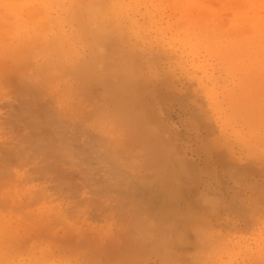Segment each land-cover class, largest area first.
I'll list each match as a JSON object with an SVG mask.
<instances>
[{"label": "rangeland", "instance_id": "obj_1", "mask_svg": "<svg viewBox=\"0 0 264 264\" xmlns=\"http://www.w3.org/2000/svg\"><path fill=\"white\" fill-rule=\"evenodd\" d=\"M86 4L87 5L91 4V6L90 5L87 6ZM101 7L105 11L108 10L109 12L102 11L103 12L102 13L100 9ZM91 13H93V15ZM99 14H101V16ZM261 16L263 17L262 19H264V0H0V123L2 124L0 125V144H2L0 145V153L7 154L8 156L7 155L5 156H7L8 157L7 159L10 160L9 162L10 166L8 167H6L8 164L7 165L4 164L7 163L6 161L3 160L4 165L2 164V162H0L1 163L0 164V249H1L0 259H2L0 260V263L34 264L35 262L36 264H84V263L85 264L87 263L88 264H166L164 263L165 257L167 260H169L170 255L165 254L167 256L164 255L163 257L162 253L167 252L168 250L171 256L172 254L175 256L176 254L171 253V250L173 248V250L175 251L172 250V252L178 254V252H176V248L178 246L177 251L182 249V251L184 250L183 252L185 253L189 252V254L187 253L186 255L189 257L186 258L185 256V260L188 261L189 263L188 262L185 263L179 258V254L182 253V255L180 256L181 257L183 256V260H184L183 252H179L178 258L180 259V263L182 261L181 264H192V263L193 264H252V262L253 264H258V263L264 264V255H263L264 254V106H263L264 95L260 94V92L264 94L263 90L260 91V87H263L264 89V86H262L264 84V38H263L264 27H262V24L260 22L263 23L264 20L261 19ZM258 17L261 19V21L259 20ZM97 18L98 19L100 18L101 20L99 21ZM90 19L93 21H91ZM109 19L110 21H108ZM213 22H215V24ZM257 22L261 25H259ZM219 23L224 24L225 27L220 26V28L223 29V31L222 30L221 31L222 33L228 35L229 37L223 35L224 36L223 38L218 39V36H216L217 40L214 42V38L212 39V37L214 36L211 37V35L213 33H214L213 35H215L216 29L218 32V28L215 25L216 24L218 25ZM256 23L259 26L256 25ZM104 24L106 25L109 24L111 26H105ZM212 25L215 27L213 28ZM201 30H203L202 31L203 34H200L201 32L199 31ZM197 33H199L200 36ZM209 33L211 35H209ZM242 33L243 35H245L244 37ZM105 36L107 37L106 39L108 40V43L106 44H108L109 48H107V46L104 45L105 43H103V40H105V38L102 40V42H100L101 37H105ZM109 36H111V38L114 36L113 40L111 39L113 43L112 41H110ZM206 36H209L207 37L208 40H206ZM219 36H221V34ZM118 39H120V41ZM223 39H225V41ZM43 40H44L43 42L44 45L42 44ZM210 41L212 42L211 45L213 46L215 45L214 43L217 42L214 48L211 45L209 46ZM115 42L117 43L115 44ZM200 42H203L204 44ZM51 43L52 45L54 44L55 50L51 46ZM40 44H42L43 48L41 47ZM203 45H205L206 47H204ZM210 47H212V49ZM226 47L229 48V50ZM102 48H104V50ZM110 48L111 50H109ZM31 49H33V51L36 52L35 53H33V51L31 52ZM105 49H107V51L109 50L108 51L109 53L112 51L111 54L106 52ZM245 50L247 51L245 52ZM113 51H116L118 53L116 54ZM37 52H42V53H37ZM105 52L107 55H105ZM102 53L104 54V57L102 56ZM128 53L130 54L128 55ZM60 54L64 58L62 60V63L64 61H65L64 64L66 63L65 67L62 65V63L59 62V59L60 60L62 59ZM98 55H100L101 57H99ZM91 58L94 59V61L91 60ZM102 59L104 61H102ZM248 59H250L251 62H249ZM109 60L116 63V65L117 64L121 65L120 63H124L122 64L125 65L124 68L122 67L123 70L127 68L126 64L128 68L130 66L131 70L129 73L132 74V76L128 73V70H125L127 74H129L126 83H128L127 81L131 82L133 84V85L131 84L133 86L132 89L127 87L130 84H126L125 82L122 83L121 80L116 79L117 77L114 79V77L110 75L111 76L110 78H113L114 81L116 80L121 81L123 86L126 85L125 88L130 89V91L128 90L130 94H132L131 92L133 90L134 92H137L139 94L138 95L136 93H133L134 95L135 94L138 95L137 98L139 99V101L136 98L134 99L133 94H132L133 96L131 95L133 98L130 97L136 100L137 106L134 105L135 101L131 100L132 101L131 104L134 105L133 108L135 110L131 108L132 106L127 104L128 103L127 99H130L128 98L130 94H128L129 96L125 95L127 89L124 91L122 90L124 94L120 92L122 94L121 96V94L117 92L114 93L116 91V88L113 89L114 87H116L115 83L110 81L111 83L114 84L113 85L114 87L110 86L109 85L110 83L109 84L106 83V81L109 82L106 79L107 76L105 77V81H103L104 76L107 74L106 72L107 70L105 68L109 69V67L112 66L107 65L108 66L107 67L105 64V66L102 67L100 66L99 68V63L101 62L100 64L104 65V63L111 62ZM130 61H132L133 63ZM102 62L104 63L102 64ZM76 63H79L80 66H77ZM132 64L135 65V67H133L134 68L133 70H132ZM42 65L45 67V69ZM58 65H60V67L63 66L62 67L63 69L57 67ZM67 65H69V67ZM48 66L51 71H49V69H46ZM76 67L78 68L76 69ZM250 67L253 68L249 69ZM102 68L103 71L105 69V72L99 71V70L102 71ZM118 68L121 67L118 66ZM118 68L114 70H118ZM68 69L70 71H67ZM75 70L76 72H73ZM111 70L113 69L111 68ZM94 71L97 72L95 73ZM98 71L100 72V74ZM93 72L96 74V76H98L97 74L101 75L103 73L101 75L103 77V78L101 77L103 79L102 81L105 82L106 85H109L111 88L113 87L112 89L114 92H112L111 95L114 97L109 95L112 89L110 88L111 89L110 91L108 86V90L110 92L108 90L107 91L109 92L108 95L110 96V98L112 97L117 99L119 97L120 98L122 97L121 100L122 99L124 100L125 97L123 95H125L127 97L126 98L127 103L126 102L122 103V101H120L119 102L120 105L116 110L115 106H113L116 105L115 103L116 101L112 98L111 100L109 96L105 95V93L107 94L105 89L106 88L105 84L101 82L100 79H98L99 77L95 78V76H93L94 74ZM110 72L112 71L109 70L108 73ZM91 73L93 77L91 76ZM136 73L137 75L140 74L139 80H141V82L139 81L140 82L139 84H141L143 81L142 83L143 85H141V87L139 84H137L139 85L137 86L135 83L136 82L135 80L138 79V77L135 78L133 74L136 75ZM258 74L261 78L258 76ZM1 76L4 78H2ZM31 78L32 79L34 78L33 81ZM130 78L132 79L135 78V80L130 81L131 80ZM25 79L26 81H28L27 83H25L26 82ZM39 79H41L40 82L37 81ZM20 83L22 84L20 85ZM118 85L119 82L117 86ZM121 85H119V87ZM135 86L142 89L136 91L137 88H135ZM255 89H257V92L258 91L259 92L257 93ZM41 90L45 91L43 92L44 94L42 93ZM32 93L35 94V95L33 94L34 100ZM250 93L251 96H249ZM254 93L259 95L257 96ZM243 96L246 100L242 98ZM48 97L49 99L50 97L51 99L53 97L52 100L50 99V101L52 102L51 104L52 108H50L49 106L45 107L50 102L48 100ZM103 97L109 98L107 99L108 101ZM250 97L254 99L251 105V108L253 110L250 108V105H248L250 104L251 101ZM21 98L23 99V101ZM140 98H144L145 102L142 103L143 100H141ZM257 98H259L258 104L256 103ZM28 100L31 103L29 102L27 103ZM41 101L43 102L42 104L45 107V109L47 108L48 112L44 110L43 106L40 105ZM111 103L114 104L111 105ZM125 103L126 105H128L126 107L132 109L131 111L135 117L136 116L138 118H140L139 116L142 117V119H140L141 121H136V120L133 121L134 124L135 122H137V124L138 122L139 124H141L140 125L141 127L139 125H136L137 127L134 125L136 128L139 129L134 128L132 125V121L130 122L128 120L129 119L128 117L130 115H131L130 119L132 118L131 120H134L135 117L132 115V113L131 114L129 113L130 114L129 116L127 114L126 116H124L125 114L123 115L122 112H125L124 111L125 108L124 106H121V104H125ZM139 103L141 104L140 106H142V108H139ZM259 103L262 104V107L260 106ZM32 105L34 106L32 107ZM101 105L103 106L105 105V106L103 107ZM234 105H237V107L234 108L233 107ZM19 106L24 110L23 109L20 110ZM38 106L40 107L38 108ZM55 106L57 107L58 112L55 109L56 108ZM108 106L109 108H107ZM27 107L28 110L26 112L28 113V115L25 114L26 113L25 110L27 109ZM113 108L115 109L114 111L111 110ZM242 108L244 109L248 108V110L243 111ZM67 109H69V112L67 111ZM30 110L33 113L29 112ZM51 110H53V112H56V115H54V113L51 112ZM236 110L239 115H237ZM41 111L42 113L44 112L43 115ZM61 111L64 115L60 113ZM101 111H103L104 115H101L102 114ZM106 111L107 113H109V115L112 113L114 116L112 117L107 115ZM115 111L116 113L119 114H115ZM135 112L137 113V115H135L136 114ZM58 113L60 114V116H57ZM19 114H21L22 116ZM29 114H31L32 116L35 114L34 115L35 117L33 116V119L37 117L40 120L38 121V123L40 122V124L35 122L38 120L37 118L35 119V121L32 120L36 124L34 123L32 124L31 122L32 118ZM61 114L63 115V117H61ZM120 114L123 119L120 117ZM44 115L46 116L44 117ZM49 115L51 117V121L53 120V118L56 117V119L60 120L59 123H61L62 126L68 125V127L70 128V130L68 131L71 133L69 134L72 137L71 139H73L71 140L73 142L72 143L70 142V144H72L71 149L73 148L74 152L77 151L75 152L76 154L72 152L73 150L72 151L70 150L71 154L67 153L69 152V149L66 148V150H64L65 147L63 146V144L66 143L68 146H71L70 144H68V142L64 141L65 142L64 143L62 140H58L60 145L56 143L57 142L56 139H65L66 137L68 138L69 135L66 134L67 136H65L64 134V135H60L59 136L60 138H57L58 134H56V132L58 131L59 133V130L56 127L58 126L59 123L56 124L57 125L55 127L56 132L54 134L53 129L55 128L53 126H52L53 129L51 127H48L49 125H51L47 122V120L50 118ZM24 116H26L27 118L21 121L18 120V118L22 119V117ZM96 116H99L100 118L98 117L99 118L98 119L96 118ZM117 116H119L120 119H122L121 124L118 122L119 120L117 119L118 118ZM144 117L147 121H144L143 119ZM8 118L11 119L9 120ZM64 118L66 122L64 121ZM101 118L106 120L103 121ZM125 118L126 121L128 120L126 124H124ZM27 119H29L30 121ZM97 119L99 120V122H97ZM8 120L10 121L11 124L8 122ZM26 120L29 122V124H31L29 125V127L27 125L28 123L26 124L24 122ZM94 120L98 124L103 121L101 125L103 124L105 125L103 126L104 129L106 128L105 131L107 133L110 132L111 129L115 128L113 129L115 132L111 131L109 133L110 134L109 136L106 132L101 131L104 132L105 134L102 136L104 138L106 135L108 137L111 136L110 139L107 138L109 140L107 141V143L110 142L111 138L112 140L113 139L116 140V143L113 142L114 140L113 141L111 140L115 145L114 148L117 150L120 149L119 152L116 153L117 154L119 153L120 157L122 156L123 158H126L124 162L128 163V165L131 164V166L135 167L134 165L139 164L136 167V169L132 168L130 165L129 167H131V169L127 167V165H125L124 168V164H123V168L127 171V174L126 173H124V175L121 174L122 178L121 176L119 177L118 174L116 177L112 176V173L113 174L116 173L118 169L116 170V172L112 170L111 173V168L115 169L116 167H113L112 165L114 162L109 160L110 159L114 160V159L110 158L108 160L106 158L107 156H105V158L107 159L106 161L104 157L102 160V156L104 155V153L103 155L101 154L102 155L101 158L100 155H98L99 150L100 153H102L101 150L105 147L108 148V146L110 145L105 143L106 145L105 147L102 146L103 147L102 149L98 146L102 142L100 140L102 139L105 140V139L102 136H101L102 138L99 137L100 139H97V137H95L96 133L95 134L92 133L93 130L92 126L95 125L93 124L95 122ZM111 120L118 122L117 123L118 127L117 126L115 127L116 122L112 123ZM243 120H245V123ZM12 121L16 123H13ZM68 121H70L71 123ZM78 121H81L80 123L81 124L83 123L84 125L87 123L86 125L87 128L90 127V131H86L87 132L86 135L85 133H83L85 129L87 130V128H85L86 126L82 125L83 127L82 126L81 128L79 127L80 130H83V132L79 131L78 130L79 128L77 129L76 127H73L74 125L76 126L78 124H79L78 126H80V123H78ZM109 121L112 124H114V126L111 125L112 128L108 127ZM67 122L70 124H68ZM143 122L145 123L143 124ZM146 122L147 125L148 124L150 125V127L148 125L150 131L153 130L152 127L154 128V130L155 129L157 130V131L155 130V132L153 131L155 133L153 134V136H151L150 134L152 133L149 132L150 135L149 138H151L150 140H152V137H154L155 135L153 141L156 138H158L159 142L162 144L161 145L157 141L159 146L157 145L156 146L160 147L161 145L163 148L165 147V150H168L169 152L165 150L163 151H165L166 154L169 153L167 154L168 156L162 154L161 157L160 154L154 151V149L157 150L159 149V148H154L153 146V143L154 144L157 143L152 141L151 144L152 146L149 144H145L147 140L149 143H151L148 138L149 135L147 136L146 134H143L144 132L146 133V131L148 130L145 126ZM72 123L75 124L72 126ZM127 123L128 124L131 123V127L133 128L132 130H135L136 133H138L136 130H138L140 133L141 131L145 130L142 128L144 126H145L144 128H146V131L142 132L141 134L139 133V135L138 134L135 135L133 134L134 132L130 130L131 128H129V125H127ZM12 124L15 126H13ZM32 125H34L33 128ZM101 125L99 126L95 125L99 127L97 129L99 135L101 134L100 131L98 130L103 129ZM121 125L124 127L121 128L120 127ZM14 128H16V130ZM120 128L122 131H120ZM140 128L143 130H140ZM32 129L34 130L35 133L38 134L35 135V133L32 132ZM124 129H126L127 132L129 131L128 133L130 132L132 133L128 134ZM8 130L11 132H8ZM63 130L64 127H62V131ZM5 131L8 133H6ZM49 132L51 134H49ZM90 132L91 135H93L92 137H95L94 138L95 140L93 139L94 141L96 142L98 140L100 141V142L98 141L99 142L98 145L95 144L96 145L95 146L94 145L95 142L87 143V140H90L89 138L92 139L90 134H88ZM63 133H65V131H63ZM30 134L33 135L30 136ZM124 134L125 136L123 138ZM127 134L129 137H127ZM48 135H52L53 139L55 138L56 142L53 141L54 147L58 146L57 148H59L61 146L60 141H62L63 142L62 146L64 147L63 150L65 152L67 151L66 154L68 155L70 154L71 156L65 154L63 156V158L65 159H63L62 157H58L59 155H61V152L59 154L57 152L58 151L57 149H56L57 151L55 150L56 151L55 152L54 149L51 148L52 144L46 145L47 147H50L49 145H51L50 148L52 150L50 151L46 150L48 148H46L45 146L44 147L45 149L43 148L42 149L48 152H44L41 149H39L42 152L39 153L40 151H38L37 149L41 148L42 145H45L43 144V142L46 143L45 141L49 138ZM137 135L139 136L138 138H141L139 139L140 142L137 138ZM144 135H146L148 139L147 138L144 139L145 137ZM29 136L30 137L33 136V140L31 139V141L33 142L34 139L38 141L37 139H39L40 137L36 139L37 136H41L43 140V142L40 143L41 146L38 147L39 146L38 143V146L36 147L35 145L37 144L36 142H34L35 145L32 143L31 144L34 145L36 149L31 148V146L30 148L32 150L33 149L37 150L38 152L33 150L34 152H36V154L39 153V154H43L44 156L46 155V153L49 154V152L53 151L49 155L51 157L49 158L48 155H46L45 157L42 155L39 156L37 154L34 156L36 157L35 159L34 157H32L34 155V152H32L33 154L30 153L32 151L31 149H30L31 151L26 152L27 149L25 150L24 149L25 147L23 148V146L26 145L25 142L30 138ZM43 136L45 137L47 136L48 138L43 139ZM142 136L144 137L142 138ZM24 137L26 138V140L24 139ZM75 137H77V139ZM125 137L127 139H125ZM115 138H117L118 140ZM128 138L131 140H129ZM68 139H70V137ZM80 139L83 141L80 142L79 141ZM42 140L40 138L39 141ZM127 140H129V142ZM141 140L143 141L146 140L144 142V145L145 146L149 145L148 146L150 147L149 149L153 147V151L157 153L158 156L161 157L162 161L165 160L164 161L165 163L158 161L160 164L154 163L157 166L155 168V165L154 166L152 165V161L151 162L148 161L150 158L148 154L150 153L152 154L151 152L152 150H148L147 152L148 148L145 147L146 149L145 152L144 148L142 147L143 141L141 143ZM49 141L50 139L47 140V142ZM77 141L78 143H76ZM29 142L27 141L26 148L28 147ZM50 142H52V139ZM137 142L139 143L137 144ZM79 143L81 146L79 145ZM90 143H92L93 145V146L91 145L92 147L95 146L94 148L97 147L100 148L99 150L96 151L98 152L97 156L100 159L95 157L94 154L91 155L90 151H92V148L90 146ZM87 144H89L88 147L84 146ZM133 145H135L136 148ZM118 146L119 147L121 146L124 149V151L122 152V148L121 147L119 148ZM80 147L82 150L81 152L78 149ZM107 148L105 149L106 150L105 152H108ZM23 149H24V153L26 152L32 155L29 156L30 158H28L27 161L26 159L24 160L23 157H25V155L22 152H20V154L24 156L20 158V154H19L20 160L17 158L18 155L16 156V154ZM17 150L19 151L17 152ZM88 150L90 153L87 152ZM60 151H62V149H60ZM93 151L95 152L94 149ZM83 152L84 153L87 152L88 154L87 153L84 154ZM110 152L111 154L113 153V155L116 156L115 152H113L112 150ZM54 153H56V155ZM77 153H79L80 156ZM121 153L123 154L121 155ZM142 153L144 155L148 153L146 155L147 157L145 156L146 160L143 157L144 155ZM81 154H83L84 156ZM73 155L75 156L78 155V156L74 157ZM90 155L92 157H90ZM166 156L169 158V160L165 159ZM69 157L71 159L73 157L74 158L73 160H76L75 162L77 164L72 163V160ZM84 157H86L89 162L87 161L86 158L84 159ZM120 157L116 158V160L119 159L122 162L121 159L123 158ZM38 158L39 159L41 158L40 159L41 161H39ZM130 158H132L135 162H130L131 161ZM142 158L144 160H142ZM127 159L130 160L129 161L130 163L128 162ZM156 159L159 160V157H157V155L155 160ZM42 160H46V162ZM58 160L64 162V165L66 167L62 165L63 163L62 162L60 163ZM56 161L58 162V165L56 164ZM142 161H146V163ZM37 162H38V166L36 164ZM40 162H42V164L43 163L45 164L42 165L40 164ZM108 162H112L111 165ZM118 162L116 163L118 164ZM65 163L68 164V166ZM97 163H101V164H97ZM102 163H104L105 165L108 164V166L106 165L105 167V165ZM147 163L151 165L148 166ZM142 164L144 166H142ZM50 165L52 169H54L53 165L54 167L56 166L57 167L59 166L60 168L62 167L68 173L66 171H63L62 168L60 169L58 167L59 171L60 172L62 171V173L60 174V172L58 173L57 168L51 170ZM162 165L164 166V169L162 168ZM1 166H3L4 170L2 169ZM73 166L74 168L78 166L77 168H79L80 170L82 167L84 169L88 167V169L93 173L91 174L88 169L86 171V169L83 170L82 168V174H81L79 172L80 170L77 168L73 169L72 168ZM166 166L169 168H167ZM120 168L122 170L121 165ZM178 168H180V170ZM44 169L46 172L44 171ZM107 169H109L110 171ZM2 171L4 173H2ZM179 171L181 173H177ZM5 172H7V174ZM131 172H132V176L134 177V181L132 180L133 178L131 179L129 177L131 175ZM156 172H157V176H154ZM163 172H165L164 175L166 176L170 175L169 177L174 180V183L173 180L168 179L169 177L166 178L164 175L162 176ZM66 173L68 174V176ZM84 174H86V176ZM95 174L96 177L94 176ZM1 175L3 178L1 177ZM58 175H61L62 178L59 177ZM125 175L126 176L128 175L129 179ZM134 175L135 176L139 175V177H137L138 179L135 178ZM54 177L56 180L53 179ZM85 177L88 180L84 179ZM90 177L94 181H92ZM105 177L106 179L107 178L109 179L106 180ZM154 177L156 178L154 179ZM161 177H163L164 179L163 178L161 179ZM125 178H127L129 181L126 179L124 182ZM50 179L51 180L53 179V181H51ZM121 179H123V182H121ZM167 179L170 181L169 182L170 184L172 185L174 184V185L171 186L170 184H168ZM108 180L112 182L110 183ZM115 180L117 182H115ZM153 180L156 182H153ZM162 180H167V182L165 181L166 185L165 182H163ZM101 181H103V183ZM113 181L115 184L116 183L119 184L117 186L118 189L121 191L123 189L122 183H126V181L128 183L132 181V183L130 182V185L126 184L127 186H129L127 187L129 189L134 186H138L136 187L137 189H135L134 187V189L136 190L134 194L137 195L134 198L135 200L132 199L133 198L132 196L134 194L130 193L132 191L131 189L130 192L124 189L125 193L128 192L129 194L132 195L129 196L126 193V195L129 196L130 199L129 200L126 199L128 198V196L126 197L123 191L122 192L125 196L121 194V192L117 190V188L114 189L115 185H113L114 184ZM143 181H145V183ZM160 181H162V183L164 184H161ZM106 182L108 185L106 184ZM61 183L63 184V186ZM133 183H135L136 185ZM104 184L105 187L107 185V188L109 190L107 188L105 190L108 192L103 191L101 189V188L104 189ZM159 184L161 186L163 185L162 189L163 190L165 189L164 191L160 188L161 186ZM178 184L180 185V187ZM68 185L72 187H69ZM44 187L45 189H43ZM59 187L62 188V190ZM170 187L172 188V190L176 188L173 190L176 192L175 195L173 194L174 193L173 191L169 190ZM97 188L98 190H96ZM179 188L183 190H180ZM52 189H55V193H53ZM97 191L100 192L102 195L100 193H97ZM116 191H119L120 193L117 192V194L115 195ZM156 191L163 193V196L161 194L162 198L160 197L159 193H157L158 198L157 197L154 198L155 196H157L155 194ZM168 191H170V193ZM181 192L182 193L184 192V194H182ZM171 193L175 198L173 196H172L173 198H171L172 195ZM168 194H171L170 195L171 201L172 199L176 200V202L173 200V202L175 203V204L173 203L174 206L172 205V202H169L170 201L169 198H166V196L169 197ZM179 195L181 198L179 197ZM115 196H117L116 199L118 200L115 199ZM136 197L138 198L136 199ZM84 198L85 200L83 201ZM150 199L154 201L157 199L154 203L158 204L159 202L158 204L159 206L161 204H162L161 206L166 204L167 206L165 205L164 206L170 208V205L168 203H163L165 200H169L168 202L171 203L173 208L177 206L178 207L177 209H174L175 212L173 211V208H171L173 212L169 210L168 213L167 209L166 210L164 209L165 207L163 208V207H159L158 205L157 206L153 205V202L150 201ZM122 200L126 202L123 203ZM127 200H129L130 202L127 203ZM193 201L197 202L196 205L192 203ZM99 202H101V204ZM76 203L80 206H78ZM138 203L142 207L145 206L146 207L142 208L140 205L139 206L137 205ZM83 204L85 206L81 207V205ZM193 204L195 207L197 206L196 208L194 207L195 211L190 210V208L192 209ZM98 205L102 207H99ZM131 205L133 206L131 207ZM70 206L73 209H76L77 207L78 209L79 208L81 209H79L78 211L72 210ZM115 206L116 207L119 206L123 208L117 207L116 209ZM134 206H136L138 210H136ZM198 206L201 207L199 208ZM130 209L135 213L134 212L132 213ZM148 210H151L152 212ZM208 210L210 212H208ZM196 211L198 213H196ZM206 211L209 214V216L206 213ZM108 212L110 214H108ZM137 212H139L142 215L139 216ZM158 212L160 215L159 218L156 215V213ZM120 213L123 214L122 217ZM127 213L130 215H128ZM151 213H153L154 215L153 214L151 215ZM170 213H172V215ZM107 214L109 215V218L108 216H106ZM58 215L59 216L61 215L62 217L60 216L58 218ZM95 216L97 219L95 218ZM100 216L103 217L101 218ZM54 217L58 219L55 220ZM155 217H157L158 219L161 218L162 221L156 220ZM98 218L100 222L98 221ZM129 219L131 222L129 221ZM169 220L173 221V223L167 222ZM186 220H188L191 223L195 221L197 224L193 222L194 224L190 225L188 224L189 222ZM198 220H200V223ZM132 221L134 224H136L134 225L135 227L132 226L131 224ZM148 221L149 223H151L152 227L151 225H147ZM154 221H157L158 223ZM174 222L177 223L174 224ZM205 222L206 224L208 223L209 225L207 226ZM163 224H167L166 226L168 227L162 228V226H164ZM170 224L175 229L181 227L180 225L186 226V227H181L183 231H181L180 228L177 229L178 235L180 234V236H182V237L180 236L177 237V235H175L177 237V239L175 240L177 241L178 244L175 243L176 241L174 242V238L176 237L175 236L172 237L171 232L174 229L172 230L173 227ZM184 224H188L190 225V227ZM200 224L202 225L203 228L200 227L201 226ZM141 225L143 227H141ZM213 226H215V228ZM68 227L70 228L68 229ZM71 228L74 230H72ZM156 228L157 231H154L156 230ZM164 228L167 230H165ZM201 228L203 229V233ZM163 229L165 231H163ZM197 229H199L201 233H198ZM187 230L192 232H189ZM179 231L182 232L183 234H181ZM195 231H197V233ZM206 231L208 234L206 233ZM138 232L141 233L142 237L145 236V233L147 232L146 235L147 237L140 239L139 238L140 235H138L140 233ZM74 233L76 234L75 236ZM194 234L198 235V237L197 236L194 237ZM199 234H202L201 238ZM203 234L208 236L206 237ZM154 235L156 238L154 237ZM184 236H187L188 239L187 237ZM59 237L62 240H60ZM196 237L201 242L200 243L201 246L199 248L197 244L194 245L196 241L199 245V241L198 239H196ZM78 238L80 239V241ZM145 238L146 240H144ZM178 238L181 239V242L180 239ZM84 239L86 240L84 241ZM154 239L155 240L157 239L156 242ZM160 239L161 242L159 241ZM163 239L165 241H168L166 239H170L167 243H170L171 241L172 243L174 242V244L171 245L175 246L176 244V246L175 247L173 246L172 248L168 246L167 249L166 245L168 244L164 242ZM80 242L87 243L86 246L94 245L95 248H93L94 246L83 247V245L85 244L81 243L83 245H80L79 244ZM203 243L206 244L208 243V245ZM156 244H159V246ZM148 245L152 247V249H154L155 251L149 248ZM154 245H156V247H154ZM180 245L182 246L184 245V246L182 247ZM104 246L105 248L99 249ZM106 247L110 248V250L109 249L108 250L111 253L112 251L113 252L115 251V254L117 253V255H115L116 257L113 256L114 253L111 254L108 252V250L107 251L104 250L107 249ZM140 247L141 249L139 251ZM164 247H165V251H163ZM197 248L199 249L198 250L199 252L196 250ZM124 249H127L125 250L127 252L131 251L132 254L129 253L127 254V252L123 251ZM7 251L9 252L8 254ZM141 256L143 259H141ZM257 256L261 258H257ZM162 257L164 258V260L162 259ZM129 258L130 259L132 258L131 261L134 258L133 262H131ZM253 258L256 260H254ZM255 261L257 262L255 263Z\"/></svg>", "mask_w": 264, "mask_h": 264}, {"label": "bare ground", "instance_id": "obj_2", "mask_svg": "<svg viewBox=\"0 0 264 264\" xmlns=\"http://www.w3.org/2000/svg\"><path fill=\"white\" fill-rule=\"evenodd\" d=\"M6 4H7V3H6ZM97 4H98V2H97ZM86 5H87V4H86ZM89 5L91 6V4H89ZM89 5H87V6H89ZM93 5H94V4H93ZM95 5H96V3H95ZM14 6H15V4H14ZM16 7H17V5H16ZM90 8H92V7H90ZM95 9H96V8H95ZM100 9H101V12H102V11H105L102 7H101ZM105 9H106V8H105ZM81 10H83V9H81ZM78 12H79V11H78ZM92 12H93V10H92ZM105 12H109V11L106 10ZM102 13H103V12H102ZM91 14L93 15V13H91ZM105 14H106V13H105ZM99 15L101 16V14H99ZM94 17H95V16H94ZM107 17H108V16H107ZM107 17H106V18H107ZM112 17H113V16H112ZM100 18H101V17H100ZM100 18H99V19L97 18V19L100 21V20H101ZM110 18H111V17H110ZM258 18H259V17H258ZM262 18H263V17L261 16V19H262ZM261 19L259 18L260 21H261ZM90 20H91V19H90ZM103 20H104V19H103ZM259 20H258V21H259ZM262 20H264V19H262ZM91 21H93V20H91ZM108 21H110V19H109ZM108 21H107V22H108ZM260 21H259V22H260ZM93 23H94V22H93ZM108 23H109V22H108ZM111 23H112V22H111ZM213 23L215 24V22H213ZM257 23H258V22H257ZM257 23H256V25L259 24V23H258V24H257ZM260 23L262 24V27H264V24H263L264 21H263V23H262V22H260ZM99 24H101V23H99ZM219 24H220V25H219ZM219 24H218L219 26H218L217 24H216L215 26L218 28V32H219V33L221 32V33H220L221 36H219L220 34L217 32V29H216L215 35H213L214 33H213L212 35L209 33V35H211V37L214 36V37H212V39L214 38V42L217 40L216 36H218V39L223 38L224 36H228V35L222 33L223 29L220 28V26H224V24H222V23H219ZM221 24H222V25H221ZM261 24H259V25H261ZM104 25H105V26H111V25H109V24H107V25L104 24ZM256 25H255V26H256ZM259 25H258V26H259ZM212 26H213V25H212ZM215 26H213V28H214ZM224 27H225V26H224ZM226 27H227V26H226ZM262 27H261V28H262ZM112 28H113V26H112ZM261 28H260V29H261ZM97 29H98V28H97ZM200 29H201V28H200ZM224 29H225V28H224ZM106 30H107V29H106ZM219 30H220V31H219ZM221 30H222V31H221ZM193 31H194V30H193ZM202 31H203V30L199 31V32H201L200 34H203ZM224 31H225V30H224ZM230 31H231V30H230ZM102 32H103V31H102ZM112 32H113V31H112ZM227 32H228V31H227ZM97 33H98V32H97ZM109 33H110V31H109ZM240 33H241V32H240ZM106 34H108V33H106ZM197 34L199 35V33H197ZM218 34H219V35H218ZM98 35H99V34H98ZM109 35H110V34H109ZM111 35H112V34H111ZM207 35H208V34H207ZM223 35H224V36H223ZM231 35H233V34H231ZM242 35H243V33H242ZM100 36H101V35H100ZM100 36H99V37H100ZM123 36H124V35H123ZM199 36H200V35H199ZM202 36H203V35H202ZM238 36H239V35H238ZM244 36H245V35H243V37H244ZM109 37H110V41H112L114 36H113L112 38H111V36H109ZM207 37H209V36H206V40H208ZM228 37H229V36H228ZM241 37H242V36H241ZM104 38H105V40H103ZM106 38H107L106 36H105V37H101V39H100L101 41H100V42H102V40H103V43H105L104 45L107 46V48H109V47H108V44H106V43H108V40H107ZM115 38H116V36H115ZM121 38H123V37H121ZM204 38H205V36H204ZM204 38H203V39H204ZM263 38H264V37H263ZM111 39H112V40H111ZM212 39H211V40H212ZM227 39H228V38H227ZM244 39H245V38H244ZM44 40H45V39H44ZM44 40L42 41V44H43ZM118 40L120 41V39H118ZM199 40H200V39H199ZM223 40L225 41V39H223ZM262 40H263V39H262ZM97 41H98V40H97ZM115 41H116V40H115ZM201 41H203V40H201ZM45 42H46V41H45ZM214 42H213V43H214ZM49 43H50V42H49ZM52 43H53V42H52ZM52 43H51V46H52V47L54 48V50H55V46H54V44L52 45ZM54 43H56V42H54ZM110 43H111V42H110ZM110 43H109V44H110ZM112 43H113V41H112ZM116 43H117V42H115V44H116ZM121 43H122V42H121ZM200 43H203V42H200ZM216 43H217V42H216ZM216 43H214L215 45L213 46V45H211L212 42L210 41L209 46L211 45V46H213V48H214V47L216 46ZM219 43H220V42H219ZM223 43H224V42H223ZM223 43H222V44H223ZM229 43H230V42H229ZM42 44H40V45H41V47L43 48ZM96 44H97V43H96ZM122 44H123V43H122ZM122 44H121V45H122ZM203 44H204V43H203ZM206 44H207V43H206ZM227 44H228V43H227ZM227 44H226V46H227ZM253 44H254V43H253ZM43 45H44V44H43ZM111 45H113V44H111ZM231 45H232V44H231ZM234 45H235V44H234ZM51 46H49V47H51ZM56 46H58V45H56ZM122 46H123V45H122ZM203 46L206 47L205 45H203ZM228 46H229V45H228ZM236 46H237V45H236ZM38 47H40V46H38ZM59 47H60V46H59ZM112 47H113V46H112ZM223 47H224V46H223ZM257 47H258V46H257ZM60 48H61V47H60ZM60 48H58V49H60ZM122 48H124V47H122ZM207 48H208V47H207ZM207 48H206V49H207ZM210 48L212 49V47H210ZM219 48H220V47H219ZM226 48H227V47H226ZM254 48H255V46H254ZM259 48H260V46H259ZM61 49H62V48H61ZM99 49H100V48H99ZM102 49L104 50V48H102ZM220 49H221V48H220ZM227 49L229 50V48H227ZM34 50H35V49H34ZM42 50H43V49H42ZM51 50H52V49H51ZM109 50H111V48H110ZM109 50H108V51H109ZM225 50H226V49H225ZM32 51H33V49H31V52H32ZM44 51H45V50H44ZM57 51H58V50H57ZM60 51H62V50H60ZM105 51L108 52L107 49H105ZM246 51H247V50H245V52H246ZM35 52H36V51H35ZM35 52L33 51V53H35ZM100 52H101V51H100ZM106 52H105V55H107ZM111 52H112V51H111ZM111 52H110V53L108 52V53L111 54ZM113 52H115L116 54L118 53V52H116V51H113ZM226 52H227V51H226ZM37 53H42V52H37ZM61 53H62V52H61ZM103 53H104V51H103ZM103 53H102V56L104 57V54H103ZM120 53H121V52H120ZM219 53H220V52H219ZM57 54H58V52H57ZM62 54H63V53H62ZM129 54H130V53H128V55H129ZM245 54H247V53H245ZM60 55H61V54H60ZM58 56H59V55H58ZM98 56L101 57L100 55H98ZM47 57H48V56H47ZM59 57H60V56H59ZM61 58H62L61 60L58 58L60 63H62V60L64 59V58L62 57V55H61ZM66 58H67V57H66ZM106 58H108V57H106ZM49 59H51V58H49ZM95 59H96V58H95ZM104 59H105V58H104ZM120 59H121V58H120ZM239 59H240V58H239ZM239 59H238V60H239ZM246 59H247V58H246ZM91 60L94 61V59H92V58H91ZM100 60H101V58H100ZM248 60H249V62H251L250 59H248ZM49 61H50V60H49ZM55 61H56V59H55ZM102 61H104V60L102 59ZM109 61H111V60H109ZM121 61H122V60H121ZM241 61H242V60H241ZM44 62H45V61H44ZM59 62H58V64H59ZM64 62H65V61H64ZM64 62L62 63V65L65 67V64H66V63L64 64ZM66 62H67V61H66ZM111 62H112V61H111ZM111 62H109L110 64H109V63H104V62H102V64L104 63V65H101V64H100L101 62H100V63H99V68H100V66H101V67H102V66H105V64H106V66H107V65H108V66H109V65L112 66V67H109V69L105 68V69L107 70L106 72H107V74L109 75V78H110L111 76L114 77V79L117 77L116 79L121 80L122 83H123V82L126 83V80H127V78L129 77V74H130L129 72H130V70H131V69H130V66H129V68H128V66H127V64H126V67H127V68H125V70H128V73H129V74H127V72H126L125 70H123V68L125 67V65H122V64H124V63H120V62H119L121 65H119V64H117V65H118L119 67H121V68H118V66L116 65V63H114V62L111 63ZM117 62H118V61H117ZM130 62H132V61H130ZM132 63H133V62H132ZM240 63H241V62H240ZM242 63H243V62H242ZM246 64H247V62H246ZM69 65H70V64H69ZM69 65H67V66L69 67ZM76 65H77V66H80L79 63H76ZM252 65H253V64H252ZM42 66H43V65H42ZM63 66H62V67H63ZM88 66H89V65H88ZM91 66H92V65H91ZM108 66H107V67H108ZM115 66H116V68H118V70H114V69H116ZM234 66H235V65H234ZM249 66H251V65H249ZM43 67H44V66H43ZM43 67H42V69H43ZM57 67L63 69L62 67H60V65H58ZM68 67H67V68H68ZM93 67H94V66H93ZM122 67H123V68H122ZM133 67H135L134 64H132V70L134 69ZM77 68H78V67H76V69H77ZM111 68H112L114 71L111 70ZM252 68H253V67H250L249 69H252ZM24 69H25V68H24ZM40 69H41V68H40ZM44 69H45V67H44ZM46 69H49V66H48ZM71 69H72V68H71ZM81 69H83V68H81ZM87 69H88V68H87ZM105 69H104V71H103V68H102V71H101V70H99V71H100V72H105ZM258 69H259V68H258ZM261 69H262V68H261ZM109 70L112 71V72H114V73H112V72L108 73ZM119 70H120V71H119ZM36 71H37V70H36ZM36 71H35V72H36ZM46 71H47V70H46ZM49 71H51V70L49 69ZM58 71H59V70H58ZM63 71H64V70H63ZM67 71H70V70L68 69ZM77 71H78V70H77ZM99 71H98V72H99ZM38 72H39V71H38ZM61 72H62V70H61ZM73 72H76V70L73 71ZM94 72L96 73L97 71H94ZM94 72H93V73H94ZM100 72H99V74H100ZM116 72H117V75H116ZM132 72H133V71H132ZM241 72H242V71H241ZM252 72H253V71H252ZM59 73H60V72H59ZM66 73H67V72H66ZM71 73H72V72H71ZM87 73H89V72H87ZM95 73H94V74H95ZM137 73H138V71H137ZM137 73H136V75L133 74V76H134L135 78L138 77V79L135 80V78H133V79L130 78V79H131L130 81H133V80L136 81V82L134 81V82L136 83V85L139 84V83L141 82V80H139V79H140V78H139V77H140V76H139L140 74L137 75ZM139 73H140V72H139ZM1 74H2V73H1ZM26 74H27V73H26ZM32 74H34V73H32ZM94 74H93V76H95V78H96V77H99L98 79H100L101 82L105 81V77L107 76L106 79H107L109 82L106 81V83H108V84L110 83V84H109L110 86H113V85H114L113 83H115L116 87H114V86H113L114 88L112 87L113 89L116 88V91L114 92L113 89H112L109 85H106V83L103 82V83L105 84V87H106L105 89H106V92H107V94L105 93V95L109 96V95L112 94V92H114V93L117 92V93L121 94L120 92L123 93V91L127 89V90H126V91H127V92H126L127 94L125 93V95L129 96L128 94H130V92H129L130 89H128V88H131V89H132V87H133V86H132L133 84H132L131 82L127 81L128 83H126V84H130V85L132 84V85H131V87H130V85H129V86H127L128 88H125L126 85L123 86V84L121 83V81H117V80L114 81L113 78H110V79H112V80H110V79L108 78V75H107L106 73H105L106 75L104 74L105 76L103 75L104 78L101 76L103 73H102L101 75L97 74L98 76H96V74H95V75H94ZM249 74H251V73H249ZM249 74H248V75H249ZM22 75H23V73H22ZM22 75H21V76H22ZM69 75H70V74H69ZM76 75H77V73H76ZM78 75H79V74H78ZM110 75H111V76H110ZM130 75L132 76V74H130ZM254 75H255V74H254ZM31 76H34V75H31ZM42 76H43V75H42ZM91 76H92V73H91ZM93 76H92V77H93ZM258 76H259V74H258ZM1 77H2V76H1ZM36 77H37V76H36ZM39 77H40V76H39ZM43 77H44V76H43ZM46 77H48V76H46ZM46 77H45V78H46ZM75 77H77V76H75ZM85 77H86V76H85ZM101 77H102L104 80H103ZM259 77H260V76H259ZM2 78H4V77H2ZM23 78H24V77H23ZM28 78H29V77H28ZM40 78H41V77H40ZM45 78H44V79H45ZM65 78H66V77H65ZM260 78H261V77H260ZM5 79H6V78H5ZM31 79H32V78H31ZM33 79H34V78H33ZM33 79H32V81H33ZM48 79H49V78H48ZM20 80H21V79H20ZM40 80H41V79H39V80H37V81L40 82ZM83 80H84V78H83ZM93 80H94V78H93ZM102 80H103V81H102ZM4 81H5V80H4ZM25 81H26V79H25ZM42 81H43V80H42ZM75 81H76V80H75ZM110 81L113 82V83H111ZM137 81H138V83H137ZM139 81H140V82H139ZM246 81H247V79H246ZM259 81H260V80H259ZM27 82H28V81H26L25 83H27ZM118 82H119V85L122 84V85L120 86L122 89L119 87V85L117 86ZM242 82H243V81H242ZM120 83H121V84H120ZM125 83H124V84H125ZM135 83H134V84H135ZM142 83H143V81H142ZM142 83L139 84L140 87H141V85H143ZM15 84H16V83H15ZM21 84H22V83H20V85H21ZM83 84H84V83H83ZM13 85H14V84H13ZM16 85H17V84H16ZM31 85H32V83H31ZM40 85H41V84H40ZM40 85H39V86H40ZM43 85H44V84H43ZM45 85H46V84H45ZM139 85H137V86H139ZM75 86H76V85H75ZM108 86H109V89H110V88L112 89V91H111V89H110L111 93H110L109 95H108V93H109L110 91L108 90ZM137 86H135V88H137L136 91L140 89V88H138ZM243 86H244V83H243ZM256 86H257V85H256ZM262 86H264V84H263ZM32 87H33V86H32ZM117 87L120 88V89H118ZM27 88H28V87H27ZM102 88H103V87H102ZM135 88H134V89H135ZM242 88H243V87H242ZM242 88H240V89H242ZM255 88H256V87H255ZM23 89H24V88H23ZM33 89H34V88H33ZM39 89H40V88H39ZM105 89H103V90H105ZM141 89H142V88H141ZM141 89H140V90H141ZM232 89H234V88H232ZM248 89H249V87H248ZM107 90H108L109 92H108ZM122 90H123V91H122ZM128 90H129V91H128ZM255 90H256V92H257V89H255ZM255 90H254V92H255ZM261 90L264 91L263 87H260V91H261ZM31 91H32V90H31ZM34 91H35V90H34ZM41 91H42V93L45 92V91H43V90H41ZM251 91H252V90H251ZM251 91H250V92H251ZM263 91H262V92H263ZM21 92H23V91H21ZM32 92H33V91H32ZM103 92H105V91H103ZM128 92H129V93H128ZM235 92H236V90H235ZM258 92H259V91H258ZM258 92H257V93H258ZM18 93H19V90H18ZM131 93H132V94H133V93L138 94L137 92H134V90H133ZM139 93H140V92H139ZM142 93H143V92H142ZM228 93H229V92H228ZM238 93H239V92H238ZM33 94H34V93H32V95H33ZM43 94H44V93H43ZM43 94H42V95H43ZM123 94H124V93H123ZM132 94H130V96H129L128 98H130V97H132V96L134 95V94H133V95H132ZM136 94H135V95H136ZM242 94H243V93H242ZM254 94L257 95V96L259 95V94H256V93H254ZM260 94H261V95H264V94L261 93V92H260ZM22 95H23V94H22ZM29 95H30V93H29ZM34 95H35V94H34ZM34 95H33V100H34ZM42 95H40V96H42ZM105 95H104V96H105ZM113 95H115V94H113ZM125 95H123V96L125 97V98H124L125 101H124L123 99L121 100L122 97H121V98H120V97L117 98V99H118V101H117V99H116V98H112V97H114V96L111 95V96H112L111 98L114 99V100L116 101V102H115L116 105H113V106H115V109H116V110H117L118 106L120 105V103H119L120 101H122V103H124V102H126V101L128 100V103H127V102H126V103H127L128 105L132 106V107H131L132 109H134V108H133L134 105L137 106V105H136V100H134V99H135V98L138 99L137 96H138L139 94L136 95V96L134 95V96H133L134 99H132V98H133V97H132V98L127 99V100H126L127 97H126ZM131 95H132V96H131ZM233 95H234V94H233ZM16 96H17V95H16ZM27 96H28V95H27ZM40 96H39V98H40ZM45 96H46V95H45ZM121 96H122V94H121ZM228 96H229V95H228ZM249 96H251V93H250ZM19 97H20V95H19ZM19 97H18V98H19ZM23 97H25V96H23ZM46 97H47V96H46ZM115 97H116V96H115ZM140 97H141V96H140ZM231 97H232V96H231ZM15 98H17V97H15ZM30 98H31V97H30ZM103 98H105V99L107 100V99L110 98V96H109V98H107V97H103ZM111 98H110V99H111ZM242 98L245 99L244 96H243ZM242 98H241V99H242ZM250 98H251V97H250ZM250 98H249V99H250ZM263 98H264V97H263ZM263 98H262V100H263ZM21 99H22V98H21ZM21 99H20V100H21ZM50 99H51V97H50ZM50 99H49V97H48V100H49V101H50ZM52 99H53V97H52ZM52 99H51V100H52ZM112 99H111V100H112ZM140 99L143 100V102L141 101L142 103L145 102V101H144V98H140ZM229 99H230V98H229ZM235 99H236V98H235ZM24 100H25V99H24ZM36 100H37V99H36ZM38 100H41V99H38ZM46 100H47V98H46ZM114 100H113V102H114ZM131 100H132V101H133V100L135 101V102H134V103H135L134 105L131 104V103H132ZM230 100H231V99H230ZM245 100H246V99H245ZM258 100H259V98L256 99V103H257V104H258ZM22 101H23V99H22ZM42 101H43V100H42ZM42 101H41V104H40L41 106H43V104H42L43 102H42ZM104 101H105V100H104ZM107 101H108V100H107ZM107 101H106V102H107ZM138 101H139V99H138ZM138 101H137V102H138ZM237 101H238V100H237ZM247 101H248V99H247ZM253 101H254V99L251 98L250 104H248V105H250V108H251V105H252V102H253ZM28 102H29V100L27 101V103H28ZM33 102H34V101H33ZM33 102H32V103H33ZM44 102H45V100H44ZM50 102H51V101H50ZM50 102H49L45 107H48V106H49L50 108H52V105H51L52 102H51V103H50ZM109 102H110V100H109ZM129 102H130V103H129ZM259 102H260V101H259ZM263 102H264V101H263ZM20 103H21V101H20ZM29 103H31V102H29ZM46 103H47V102H46ZM46 103H45V104H46ZM96 103H97V102H96ZM99 103H100V102H99ZM126 103H125V104H121V106H124V108H125V110H124L125 112H122V113H123V115L125 114L124 116H126V114L129 116V115L132 113V111H131L132 109L126 107V106H128V105H126ZM234 103H235V102H234ZM254 103H255V102H254ZM25 104H26V103H25ZM49 104H50V105H49ZM102 104H103V103H102ZM104 104H106V103H104ZM109 104H110V103H109ZM112 104H114V103H111V105H112ZM232 104H233V103H232ZM241 104H242V103H241ZM241 104H238V105H241ZM259 104H260V103H259ZM21 105H22V103H21ZM140 105H141V104L139 103V108H142V106H140ZM23 106H25V105H23ZM23 106H22V107H23ZM33 106H34V105H32V107H33ZM101 106H103V105H101ZM104 106H105V105H104ZM104 106H103V107H104ZM113 106H112V107H113ZM242 106H244V105H242ZM258 106H259V105H258ZM260 106L262 107V104H260ZM263 106H264V105H263ZM39 107H40V106H38V108H39ZM45 107L43 106L44 110H46V111L48 112L47 108L45 109ZM55 107H56V106H55ZM110 107H111V106H110ZM233 107L236 108L237 105H234ZM238 107H239V106H238ZM19 108H20V106H19ZM58 108H59V107H58ZM68 108H70V107H68ZM107 108H109V106H108ZM107 108H106V110H107ZM127 108H128V109H127ZM21 109H23V108H20V110H21ZM29 109H30V108H29ZM55 109H56L57 112H58L57 107H56ZM64 109H65V108H64ZM115 109L113 108V109H111V110L114 111ZM238 109H239V108H238ZM242 109H243V111H244V110H245V111L248 110V108H247V109H246V108H245V109L242 108ZM251 109H252V108H251ZM18 110H19V109H18ZM23 110H24V109H23ZM27 110H28V107H27V109L25 110V112H26ZM33 110H34V109H33ZM35 110H36V109H35ZM44 110H43V111H44ZM56 110H55V111H56ZM61 110H62V109H61ZM102 110H103V108H102ZM111 110H110V111H111ZM119 110H120V108H119ZM127 110H130V111H127ZM134 110H135V109H134ZM140 110H141V109H140ZM232 110H233V109H232ZM252 110H253V109H252ZM38 111H39V110H38ZM49 111H50V110H49ZM67 111L69 112V109H67ZM67 111H66V112H67ZM104 111H105V110H104ZM122 111H123V110H122ZM240 111H241V110H240ZM249 111H250V110H249ZM12 112H13V111H12ZM19 112H20V111H19ZM19 112H18V113H19ZM25 112H24V113H25ZM29 112H32V111L30 110ZM51 112H53V110H51ZM99 112H100V111H99ZM142 112H143V111H142ZM253 112H254V111H253ZM258 112H259V111H258ZM10 113H11V112H10ZM14 113H15V111H14ZM24 113H23V115H24ZM32 113H33V112H32ZM41 113H42V111H41ZM43 113H44V112H43ZM43 113H42V115H43ZM53 113H54V115H56V112H53ZM53 113H52V115H53ZM60 113H62V111H61ZM71 113H72V112H71ZM73 113H74V112H73ZM85 113H86V112H85ZM96 113H97V112H96ZM101 113H102V114H101ZM101 113H99V114L104 115V114H103V111H101ZM106 113H107V111H106ZM129 113H130V114H129ZM135 113H136V112H135ZM143 113H144V112H143ZM228 113H229V112H228ZM236 113H237V110H236ZM236 113H235V114H236ZM240 113H241V112H240ZM249 113H250V112H249ZM25 114L28 115L27 112H26ZM62 114H63V113H62ZM62 114H61V117H63V115H64V114H63V115H62ZM111 114H112V113H111ZM111 114L109 115V113H107V115L113 117L114 115H113V114L111 115ZM115 114H119V113H116V111H115ZM9 115H11V114H9ZM19 115H21V114H19ZM27 115H26V116H27ZM29 115H30L31 118H32V119H31L32 124H33V123L36 124V123H38V121H40L37 117H36V118L38 119L37 121H35L36 118L33 119V116H34L35 114H34L33 116H32L31 114H29ZM40 115H41V114H40ZM46 115H48V114H46ZM46 115H44V117H45ZM65 115H67V114H65ZM69 115H71V114H69ZM132 115H133V113H132ZM135 115H137V113H136ZM237 115H239V114L237 113ZM260 115H261V114H260ZM17 116H18V114H17ZM21 116H22V115H21ZM26 116L22 117V119H21V118H20V119L18 118V120L21 121V120H23V119H26V118H27ZM30 116H29V118H30ZM38 116H39V115H38ZM57 116H60V114L58 113ZM130 116H131V115H130ZM130 116L128 117V118H129L128 120H129L130 122L132 121V125H133L134 128L137 127L136 125H139V126L141 125V124H139V122H138V124H137V122H135V124H134V122H133V121H135V120H136V121H141V120H140V119H142L141 116H139L140 118H138V117L136 116V117H137V118H136V117L133 115V116L136 118V119L134 118V120H131L132 118L130 119ZM142 116H143V115H142ZM144 116H145V114H144ZM34 117H35V116H34ZM49 117H50V115H49ZM64 117H65V116H64ZM73 117H74V116H73ZM98 117H99V116H96V118H98ZM105 117H106V116H105ZM105 117H104V118H105ZM117 117H118V118H117ZM117 117H116V118L119 120V121H118V120H117V121L121 124V123H122V119H123L122 116H121V114H120V117H121L122 119H120L119 116H117ZM3 118H4V117H3ZM65 118H66V117H65ZM65 118H64V121L66 122ZM71 118H72V117H71ZM71 118H70V119H71ZM99 118H100V117H99ZM99 118H98V119H99ZM109 118H110V117H109ZM229 118H230V117H229ZM8 119L10 120L11 118H8ZM59 119H60V118H59ZM61 119H62V118H61ZM93 119H94V117H93ZM98 119H97V122H99ZM101 119H102V118H101ZM111 119H113V118H111ZM137 119H139V120H137ZM143 119H144V121H147V120L145 119V117H144ZM240 119H241V118H240ZM251 119H252V118H251ZM9 120H8V122L10 123ZM27 120H29V119H27ZM27 120L24 121V122H25L26 124L28 123L27 125H28V127H29V125H31V124H29V122H28ZM32 120L35 121L36 123L33 122ZM48 120L51 121V117H50ZM48 120H47V122H48L49 124H51V125L48 124V125H49L48 127H51L52 129H53V127L55 128V127L57 126L56 124H58L59 121H60V120L56 119V117L53 118V120L51 121L52 123L49 122ZM83 120H84V119H83ZM83 120H82V121H83ZM102 120L105 121L106 119H102ZM120 120H121V122H120ZM124 120H125V123H124V122H123V123L126 124V122H127L128 120L126 121V118H125ZM6 121H7V120H6ZM14 121H15V120H14ZM29 121H30V120H29ZM53 121L55 122V124H54ZM71 121H72V120H71ZM73 121H74V120H73ZM84 121H85V120H84ZM94 121H95V120H94ZM103 121H102V122H103ZM232 121H233V120H232ZM243 121H244V123H245V120H243ZM243 121H242V122H243ZM4 122H5V121H4ZM12 122H13V121H12ZM68 122H70V121H68ZM68 122H67V123H68ZM74 122H75V121H74ZM80 122H81V121H78V123H80ZM97 122L95 121L93 124H95V125H97V126H99V125L102 124V122H100L99 124H98ZM111 122L114 123V122H116V121L111 120ZM111 122L109 121V124H108L109 126H108V127H111V125L114 126V124H112ZM118 122L115 123V124H116L115 127H116V126L118 127V125H117ZM13 123H16V122H13ZM21 123H22V122H21ZM70 123H71V122H70ZM70 123H68V124H70ZM78 123H77V124H78ZM84 123H86V122H84ZM110 123H111V124H110ZM128 123H129V122H128ZM128 123H127V125H129V128H131L130 130L134 132L133 134H135V135L138 134V135H139L140 132H139L138 130H136V131L138 132V133H136L135 130H132L133 128L131 127V123H130V124H128ZM144 123H145V122H143V124H144ZM10 124H11V123H10ZM22 124H23V123H22ZM38 124H40V122H39ZM59 124H60V125H59ZM59 124H58V126L56 127V128L59 130V133H58V131H57V132L55 131V130H56V128H55V129H53L54 134H55V132H56V134H58V135H57V138H60V137H59L60 135H64V134H65V136L69 135L70 139H68L69 137H68V138H67V137L65 138V136H64V138H65L66 140H65V139H56V140H57V142H56L55 138H54V139L52 138V135H48L49 138H48L47 136H46V137L43 136V139H44V138H46V139L48 138V139H50V141H51V139H52V142L49 141V142H50V143H49V142H47L48 139H47V140L45 139L46 141H45V140H44V141H45L46 143H44L43 140H42V137H41V136H37V137L34 136V137H36V139L40 137L41 140H42V141H39L40 138L37 139L38 141H36V140L34 139V142H36V144H37V145H35L34 142L31 141V139L33 140V136L30 137V136L33 135V134H30V136H29L30 138L28 139V137H27L28 140H26V138L24 137V139L26 140V142H25L26 145H24L23 148L25 147L24 149H25V150L27 149L26 152L31 151V150H32L31 148H35V149H36V147L38 146V143H39V146H38V147H40V146H41L40 143H42V142H43V144H45V145H42L43 147L41 146V148H38V149H37L38 151H40L39 153H42L41 150L44 151V150H43V149H45L44 147H45L46 145H48V144H52V147H51V145H49V146H50L51 148H53L54 151L57 149L58 151H57V150H56V151H57L59 154H60V152H61V155H62V156H61V155H59V156L57 155L58 157H62V158H63V156H64V155L66 154V152H67V151H66V152L64 151V150H66V148L69 149V152H67V153H70V150H71V151L73 150V151H72L73 153L77 152V151L74 152V149H73V148L71 149L72 144H70V142L72 143L73 141H71V140H73V139H71V138H72V137L70 136L71 133L68 131V130H70V128L68 127V125H67V126H64V125H63V126H62L61 123H59ZM74 124H75V123H74ZM74 124L72 123V126H73ZM93 124H92V125H93ZM0 125H2V124L0 123ZM8 125H9V124H8ZM12 125H13V124H12ZM43 125H44V124H43ZM78 125H79V124H78ZM78 125H76V126L74 125L73 127H76V128L78 129L79 127L81 128V126L84 125V124H83V123H82V124L80 123V126H78ZM86 125H87V123H86L84 126H86ZM88 125H89V124H88ZM95 125L92 126L93 130L95 129L94 131L92 130V133H94V134L96 133V134H95V137H97V139H100V138L103 137L102 135H105V134H104V132H106V131H105L106 128L104 129V126H105V125H104V124H103L104 126L101 125V126L103 127L102 130H98V131H100V134H101V135H99V132H97V129H98L99 127H97V126H95ZM127 125H126V126H127ZM134 125H135L136 127H135ZM148 125H149V124H148ZM148 125H147V122H146L145 126H146V128L148 129L147 131H146V128H144L145 126L142 127V128L145 129V130H143V129L140 128V130H143V131H141V133L144 132V131H146V133L144 132L143 134H146V135L148 136V135H149V132H151L152 134H150V135L153 136V134H155L154 132H155L156 129L154 130V128L151 126L153 130L150 128V129L152 130V131H150V130H149L150 125H149V127H148ZM13 126H15V125H13ZM16 126H17V125H16ZM24 126H26V125H24ZM33 126H34V125H32V128H33ZM38 126H39V125H38ZM52 126H53V127H52ZM90 126H91V125H90ZM101 126H100V127H101ZM142 126H143V125H142ZM20 127H21V126H20ZM62 127H64V130H63V131H65V133H63V131H62ZM66 127H67V130H66ZM82 127H83V126H82ZM94 127H95V128H94ZM96 127H97V128H96ZM102 127H101V128H102ZM106 127H107V125H106ZM120 127L122 128V127H124V126L121 125ZM127 127H128V126H127ZM140 127H141V126H140ZM11 128H12V127H11ZM17 128H18V127H17ZM21 128H22V127H21ZM25 128H26V127H25ZM36 128H38V127H36ZM40 128H41V127H40ZM42 128H43V126H42ZM80 128H79L78 130L81 131V132H83V130H80ZM85 128H87V126H86ZM101 128H100V129H101ZM111 128H112V127H111ZM121 128H120V131H122ZM14 129L16 130V128H14ZM60 129H61V132H62L63 134L60 132ZM107 129H108V128H107ZM113 129H115V128H113ZM113 129H111V130L109 129L110 132H111V131L113 132V131H114ZM127 129H128V128H127ZM136 129H139V128H136ZM117 130H119V129H117ZM117 130H116V131H117ZM124 130L127 132L126 129H124ZM124 130H123V131H124ZM72 131H73V130H72ZM86 131H90V127H88L87 130L85 129V131L83 132V133H85V135L87 134ZM95 131H96V132H95ZM101 131H104V132H101ZM107 131H108V130H107ZM153 131H154V132H153ZM156 131H157V130H156ZM5 132H6V131H5ZM8 132H11V131L8 130ZM8 132H6V133H8ZM16 132H17V131H16ZM29 132H30V131H29ZM29 132H28V133H29ZM32 132H34L33 129H32ZM47 132H48V131H47ZM67 132H68V133H67ZM73 132H74V131H73ZM75 132H76V131H75ZM77 132H78V131H77ZM110 132H108V133L106 132V133L108 134V136L110 135V134H109ZM114 132H115V131H114ZM128 132H129V131H128ZM128 132H127V133H128ZM147 132H148V133H147ZM34 133H35V132H34ZM69 133H70V134H69ZM97 133H98L99 136L97 135ZM102 133H103V134H102ZM116 133H118V132H116ZM130 133H132V132H130ZM130 133H128V134H130ZM141 133H140V134H141ZM10 134H11V133H10ZM26 134H27V133H26ZM37 134H38V133H35V135H37ZM40 134H41V133H40ZM49 134H51V133L49 132ZM66 134H67V135H66ZM76 134H77V133H76ZM88 134H90L91 137L93 136V135H91V132L88 133ZM121 134H123V133H121ZM125 134H126V133H125ZM125 134L123 135V138H124ZM128 134H127V137H129ZM13 135H14V134H13ZM18 135H21V134H18ZM73 135H74V134H73ZM138 135H137V138L139 137ZM146 135H144L145 137L142 136V138H143V137H144V139L147 138ZM150 135L148 136V138L150 137ZM9 136H10V135H9ZM23 136H24V134H23ZM50 136H51V138H50ZM54 136H55V135H54ZM83 136H84V135H83ZM87 136H88V135H87ZM87 136H86V137H87ZM101 136H102V137H101ZM108 136L106 135L105 138L103 137L105 140H103V139L100 140V141H102L101 143L104 144V145H102V144L100 143L101 146L98 145V143L100 142L99 140H98L99 142H98V141H97V142L94 141V140H95V139H94L95 137H92V139L88 137L90 140H87V143H89V142H93V143H94V142H95L94 145L97 144L101 149L103 148L102 146L105 147L106 144H109V145H110V146H108V148H107V147L103 148V149H102L103 151L101 150L102 153H100V150H99L100 148H99V147L94 148L96 145H95L94 147H92L93 145H92V143H90V146L92 145V146H91L92 151H93V149L95 150V152H94V151H93V152L90 151V152H91V155L94 154L95 157L99 158V157L97 156V153H98V152H96L97 150H99V153H100V154L98 153V155H100V158H101V156H102L103 153H104V155L102 156V160H103V157L105 158V156H107L106 158H107L108 160H109L110 158L116 160V158H119V157H120L119 153H118V154L116 153V152H119L120 149H119V150L115 149V148H114L115 145L113 144V142L116 143V140L113 139V140H114V141H113L112 138H111V140H112L113 142L110 140V142L107 143V141H109L108 139H110V137H111V136H110V137H108ZM132 136H133V135H132ZM16 137H17V135H16ZM62 137H63V136H62ZM62 137H61V138H62ZM86 137H84V138H86ZM99 137H100V138H99ZM112 137H113V136H112ZM130 137H131V136H130ZM140 137H141V136H140ZM12 138H14V137H12ZM75 138L77 139V137H75ZM80 138H81V137H80ZM107 138H108V139H107ZM131 138H132V137H131ZM134 138H136V137H134ZM134 138H133V140H134ZM148 138H147V139H148ZM153 138H155V135H154V137H152V140H150L151 138H149V140H150L151 143H149L148 140H147L148 143L146 142L145 144H149V145H151V144H152V141H153ZM6 139H7V138H6ZM14 139H16V138H14ZM14 139H13V140H14ZM18 139H19V136H18ZM20 139H21V138H20ZM67 139H68V140H67ZM93 139H94V140H93ZM115 139H117V138H115ZM125 139H127V138L125 137ZM128 139H129V138H128ZM139 139H141V138H138V140H139ZM13 140H12V141H13ZM25 140H24V141H25ZM58 140H62L63 142H64V141H65V142H68V144L71 145V146H68V145L64 142V143L66 144V145H65V144H63L62 141H60V142H61V146H62V144H63V146L65 147V149H64L63 146H62L63 148H62L61 146H60L59 148L62 149V151H64L65 153L62 152V151H60V149L57 148L58 146H57V147H54V143H53V141L60 145V143H59ZM69 140H70V141H69ZM84 140H85V139H84ZM92 140H93V141H92ZM117 140H118V139H117ZM129 140H131V139H129ZM129 140H127V141L129 142ZM138 140H137V141H138ZM155 140H156V141H155ZM155 140H154L153 142H155V143H157V144H154V143H153L154 148L162 149V148H163V147L161 146L162 144L159 142L158 138H156ZM21 141H22V140H21ZM27 141H28V142L30 141L29 144L32 143V144H34L36 147H35L34 145H32V144H31V145L28 144V147L26 148V146H27ZM79 141L81 142V141H83V140L80 139ZM142 141H143V140H141V143H142ZM145 141H146V140L143 141V146H142V147L144 148L145 152H146L145 147L148 148V149H147V152H148V150H152V151H151L152 154H151V153H150V154L147 153V154L149 155V157L151 158V160H150V158L148 157V158H149L148 161H149V162L152 161V165H153V166L155 165L154 163L160 164L158 161H161L162 163H165V162H164L165 160L163 159L164 161H162L161 157H162V154H163V155H167V154H169V153L166 154V152H165V151H168V150H165V147H164L162 150H159V149H158L159 151H158L157 149H154L155 152H157L158 154L161 155V157H160V156H158L157 153H155V152L153 151V147H152L151 149H149V148H150V147H148L149 145H146V146L144 145V142H145ZM157 141L161 144V145H160L161 148H160V147H157V146H159V144H158ZM84 142H85V141H84ZM139 142H140V140H139ZM139 142H137V144H138ZM13 143H15V142H13ZM13 143H12V144H13ZM20 143H21V142H20ZM23 143H24V142H23ZM56 143H55V144H56ZM74 143H75V142H74ZM74 143H73V144H74ZM76 143H78V141H77ZM105 143H106V144H105ZM110 143H111V144H110ZM130 143H131V142H130ZM135 143H136V142H135ZM141 143H140V144H141ZM6 144H7V143H6ZM9 144H10V143H9ZM81 144H82V143H81ZM118 144H119V143H118ZM118 144H116V145H118ZM0 145H2V144H0ZM17 145H19V144H17ZM20 145H21V144H20ZM79 145H80V143H79ZM82 145H83V144H82ZM88 145H89V144L84 145V146H87V147H88ZM111 145H112L113 147H112ZM125 145H126V144H125ZM156 145H157V146H156ZM30 146H31V148H30ZM80 146H81V145H80ZM84 146H83V147H84ZM133 146L136 148L135 145H133ZM140 146H141V145H140ZM151 146H152V145H151ZM155 146H156V147H155ZM10 147H11V146H10ZM12 147H13V145H12ZM50 147H47V146H46V148H48V149H46V150H48V151L52 150ZM74 147H75V146H74ZM77 147H78V145H77ZM87 147H86V148H87ZM109 147H110V148H109ZM118 147H119V146H118ZM118 147H117V148H118ZM120 147H121V146H120ZM120 147H119V148H120ZM128 147H129V146H128ZM42 148H43V149H42ZM49 148H50V149H49ZM106 148H107L108 152H105V151H106V150H105ZM121 148H122V147H121ZM143 148H142V149H143ZM18 149H19V148H18ZM24 149H23V150H20V151L17 150V152L19 151V153L16 152L17 154H16V153H15V154H16V156L18 155L17 158H18L19 160H20V158H22V157L25 155V157H23V158H24V160L26 159V161H27L28 158H30L29 156H32L31 154H33L32 152H34L33 150H35V149H33V150L30 152L31 154L29 153L30 155H29L28 153H26V152L24 153ZM30 149H31V150H30ZM39 149H41V150H39ZM63 149H64V150H63ZM78 149L80 150V152L82 151V150H81V147L78 148ZM78 149H77V150H78ZM109 149H110V151L112 150L113 152H115V153H116V156L113 155V153L111 154V152L109 151ZM222 149H223V148H222ZM9 150H10V149H9ZM37 150H35V151L38 152ZM79 150H78V151H79ZM89 150H90V149H89ZM89 150H88L87 152H89ZM163 150H165V151H163ZM48 151H44V152H48ZM56 151H55V152H56ZM85 151H86V149H85ZM123 151H124V149L122 148V152H123ZM161 151H162L163 153H162ZM8 152H9V151H8ZM20 152H22L24 155H21ZM36 152H34V155H33L32 157H34V156L37 155V154H38L39 156H40V155L44 156L43 154H39V153L36 154ZM44 152H43V153H44ZM52 152H53V151H52ZM52 152H49V154L46 153V155H48V157L50 158L51 156H49V155H50ZM80 152H79V153H80ZM87 152H85V153H87ZM90 152H89V153H90ZM159 152H160V153H159ZM168 152H169V151H168ZM73 153H72V154H73ZM79 153H77V154L79 155ZM83 153H84V152H83ZM85 153H84V154H85ZM95 153H96V154H95ZM125 153H126V152H125ZM125 153H124V156H125ZM220 153H221V152H220ZM19 154H20V158H19ZM54 154L56 155V153H54ZM54 154H52V155H54ZM70 154H71V153H70ZM70 154H69V155H70ZM75 154H76V153H75ZM87 154H88V153H87ZM101 154H102V155H101ZM122 154H123V153H121V155H122ZM134 154H135V153H134ZM142 154H143V153H142ZM147 154H146V155H147ZM154 154H156L157 157H159V160H158V159L155 160L156 155H154ZM3 155H4V156H3ZM5 155H7V154H2V153H0V162H2V164H3V163H4L3 160L6 161L7 163H4V164H5V165L8 164V165L6 166V167H8V166H10V165H9L10 160L7 159V158H8V157H7L8 155H7V156H5ZM10 155H11V154H10ZM27 155H28V156H27ZM46 155H45V156H46ZM66 155H68V154H66ZM69 155H68V156H69ZM78 155H76V156L73 155V156H74V157H77ZM81 155H83V154H81ZM91 155H90V157H92ZM143 155H144V154H143ZM143 155H141V156H143ZM146 155L143 156V157L145 158V160H146V157H147ZM26 156H27V158H26ZM42 156H41V157H42ZM45 156H44V157H45ZM70 156H71V155H70ZM79 156H80V155H79ZM83 156H84V155H83ZM108 156H109V158H108ZM145 156H146V157H145ZM152 156H153V157H152ZM167 156H168V155H167ZM167 156H166L165 159H166V160H169V158H168ZM2 157H3V158H2ZM4 157H5V158H4ZM10 157H11V156H10ZM121 157H122V156H121ZM121 157H120V158H121ZM132 157H133V156H132ZM174 157H175V156H174ZM34 158L36 159V157H34ZM49 158H48V160H49ZM53 158H55V157H53ZM69 158H70V157H69ZM79 158H80V157H79ZM85 158H86V157H84V159H85ZM97 158H96V159H97ZM100 158H99V159H100ZM106 158H105V160L107 161ZM122 158H123V157H122ZM133 158H134V157H133ZM167 158H168V159H167ZM31 159H32V158H31ZM38 159H39V158H38ZM40 159H41V158H40ZM40 159H39V161H41ZM63 159H65V158H63ZM70 159H71V158H70ZM73 159H74V158L72 157V159H71V160H72V163H76V162H75L76 160H73ZM80 159H81V158H80ZM86 159H87V158H86ZM90 159H91V158H90ZM94 159H95V158H94ZM99 159H98V160H99ZM125 159H126V158L121 159L122 162H121L119 159L116 160V161L111 160V159L109 160V161L114 162L115 164L113 163L112 166H113V167H116L115 169L110 167V168H111V173H112V170L116 172V170L118 169V171H117L118 173H117V172L114 173V174L112 173V176H115V177H116L117 174H118V176L120 177L121 174H123V175H124V173L127 174V171L124 169V168H125V165H127V167H129V165L131 166V164L128 165V163H125V162H124ZM128 159H129V158H128ZM128 159H127V160H128ZM24 160H23V161H24ZM127 160H126V161H127ZM130 160H131V161H130ZM130 160H128V162H129V161H130V162H135L132 158H130ZM142 160H144V159L142 158ZM154 160H155V161H154ZM21 161H22V160H21ZM31 161H33V160H31ZM42 161H45V162H46V160H42ZM54 161H55V160H54ZM58 161H59L60 163L62 162L61 160H58ZM64 161H65V160H64ZM66 161H67V160H66ZM87 161H88V159H87ZM90 161H91V160H90ZM118 161H119V162H118ZM148 161H147V162H148ZM171 161H172V160H171ZM177 161H178V160H177ZM77 162H79V161H77ZM82 162H83V161H82ZM85 162H86V161H85ZM88 162H89V161H88ZM112 162H108V163L111 165ZM116 162H118V164H117ZM130 162H129V163H130ZM142 162H145V163H146V161H142ZM149 162H148V163H149ZM166 162H167V161H166ZM168 162H169V161H168ZM62 163H63L62 165H64V162H62ZM70 163H71V162H70ZM120 163H122V164H120ZM148 163H147V165L150 166L151 164L149 165ZM174 163H175V161H174ZM0 164H1V163H0ZM4 164H3V165H4ZM36 164H37V166H38V162H37ZM40 164H42V162H40ZM43 164H45V163H43ZM43 164H42V165H43ZM56 164L58 165V162H57V161H56ZM56 164H55V165H56ZM65 164H66V163H65ZM76 164H77V163H76ZM80 164H81V163H80ZM84 164H86V163H84ZM93 164H94V162H93ZM97 164H101V163H97ZM102 164H104V163H102ZM119 164L121 165L123 171L121 170ZM123 164H124V168H123ZM168 164H169V163H168ZM12 165H13V164H12ZM26 165H27V164H26ZM66 165L68 166V164H66ZM69 165H70V164H69ZM73 165H74V164H73ZM90 165H91V164H90ZM95 165H96V163H95ZM104 165H105V164H104ZM106 165L108 166V164H106ZM106 165H105V167H106ZM138 165H139V164H138ZM138 165L136 164V165H134L135 167H133V166H131V167L136 169V167H137ZM145 165H146V164H145ZM164 165H167V164H164ZM173 165H174V164H173ZM64 166H65V165H64ZM64 166H63V167H64ZM91 166H92V165H91ZM99 166H102V165H99ZM117 166H118L120 169H119ZM142 166H144V165L142 164ZM171 166H172V165H171ZM183 166H184V165H183ZM1 167H2V169H3V166H1ZM35 167H36V166H35ZM48 167H49V165H48ZM58 167H59V166H58ZM58 167H57V166L54 167V165H53V168H54V169L57 168L58 173H59V172H60V171H59V168H60V167H59V168H58ZM65 167H66V166H65ZM77 167H78V166H76V168H77ZM83 167H84V165H83ZM83 167H82V168H83ZM93 167H94V166H93ZM131 167H129V168L131 169ZM139 167H140V166H139ZM146 167H147V166H146ZM156 167H157V166L155 165V168H156ZM160 167H161V165H160ZM166 167H167V166H166ZM166 167H165V168H166ZM172 167H173V166H172ZM177 167H178V166H177ZM9 168H10V167H9ZM36 168H37V167H36ZM38 168H39V167H38ZM50 168H51V165H50ZM61 168H62V167H61ZM61 168H60V169H61ZM72 168H73V169H76V168H74V166H73ZM82 168H81V170H80L79 168H77V169L80 170L79 172H80L81 174H82ZM90 168H91V167H90ZM97 168H98V167H97ZM153 168H154V167H153ZM162 168L164 169V166H163V165H162ZM167 168H169V167H167ZM54 169L51 168V170H54ZM85 169H86V171H87L88 167L85 168ZM85 169L83 168V170H85ZM92 169H93V168H92ZM104 169H105V168H104ZM137 169H138V168H137ZM172 169H173V168H172ZM172 169H171V170H172ZM178 169L180 170V168H178ZM3 170H4V169H3ZM8 170H9V169H8ZM33 170H34V169H33ZM62 170H63V171H66V170H64L63 168H62ZM88 170H89V169H88ZM93 170H94V169H93ZM107 170H109V169H107ZM107 170H106V171H107ZM165 170H166V169H165ZM181 170H183V169H181ZM24 171H25V170H24ZM31 171H32V170H31ZM31 171H30V172H31ZM44 171H45V169H44ZM68 171H71V170H68ZM72 171H73V170H72ZM86 171H85V172H86ZM89 171H90V170H89ZM102 171H103V170H102ZM109 171H110V170H109ZM124 171H126V172H124ZM137 171H138V170H137ZM163 171H164V170H163ZM173 171H174V170H173ZM7 172H8V171H7ZM7 172H5V173L7 174ZM25 172H26V171H25ZM32 172H33V171H32ZM42 172H43V171H42ZM45 172H46V171H45ZM49 172H50V170H49ZM66 172H67V171H66ZM73 172H74V171H73ZM128 172H129V171H128ZM146 172H147V171H146ZM151 172H152V171H151ZM169 172H170V170H169ZM2 173H4V172L2 171ZM36 173H37V172H36ZM55 173H56V172H55ZM55 173H54V176H55ZM61 173H62V171L60 172V174H61ZM67 173H68V172H67ZM67 173H66V174H67ZM70 173H71V172H70ZM74 173H75V172H74ZM87 173H88V172H87ZM90 173L92 174L93 172L90 171ZM90 173H89V174H90ZM111 173H110V174H111ZM152 173H153V172H152ZM171 173H172V172H171ZM174 173H175V172H174ZM177 173H181V172L179 171V172H177ZM183 173H184V172H183ZM37 174H38V173H37ZM43 174H44V173H43ZM66 174H65V175H66ZM72 174H73V173H72ZM78 174H79V173H78ZM110 174H109V175H110ZM164 174H165V172H163L162 176H163ZM169 174H170V173H169ZM4 175H5V174H4ZM84 175L86 176V174H84ZM84 175H83V176H84ZM105 175H106V174H105ZM158 175H160V174H158ZM180 175H181V174H180ZM40 176H41V175H40ZM40 176H39V177H40ZM43 176H44V175H43ZM58 176L61 177V175H58ZM67 176H68V174H67ZM71 176H72V175H71ZM91 176H93V175H91ZM94 176L96 177V174H95ZM125 176H126V175H125ZM134 176H135V175H134ZM147 176H148V175H147ZM154 176H157V172H156V174H155ZM164 176L167 178V177H169L170 175H169V176L164 175ZM178 176H179V174H178ZM1 177H2V175H1ZM30 177H31V176H30ZM37 177H38V176H37ZM41 177H42V176H41ZM56 177H57V176H56ZM63 177H64V175H63ZM87 177H88V176H87ZM95 177H94V178H95ZM126 177L128 178V175H127ZM129 177H130L131 179L133 178L132 180L134 181V177L132 176V172H131V175H130ZM137 177H139V175H136V176H135V178H137ZM2 178H3V177H2ZM32 178H33V177H32ZM61 178H62V177H61ZM80 178H81V177H80ZM90 178H91V177H90ZM121 178H122V176H121ZM123 178H124V177H123ZM127 178L124 179V182H125V180H126ZM155 178H156V177H154V179H155ZM158 178H159V177H158ZM162 178H163V177H161V179H162ZM174 178H175V177H174ZM179 178H181V177H179ZM33 179H34V178H33ZM36 179H37V178H36ZM36 179H35V180H36ZM53 179H55V177H54ZM53 179H52V180L50 179V180L53 181ZM68 179H69V178H68ZM68 179H67V180H68ZM74 179H75V178H74ZM84 179H87V178L85 177ZM91 179H92V178H91ZM101 179H103V178H101ZM101 179H100V180H101ZM105 179H106V177H105ZM107 179H109V178H107ZM107 179H106V180H107ZM116 179H117V178H116ZM128 179H129V178H128ZM128 179H127V180H128ZM131 179H130V180H131ZM137 179H138V178H137ZM139 179H140V178H139ZM151 179H153V178H151ZM163 179H164V178H163ZM168 179L173 180V179H171L170 177H169ZM168 179H167V180H168ZM183 179H184V178H183ZM38 180H39V179H38ZM55 180H56V179H55ZM64 180H66V179H64ZM70 180H71V178H70ZM72 180H73V179H72ZM87 180H88V179H87ZM97 180H98V179H97ZM106 180H105V181H106ZM113 180H114V179H113ZM167 180H162V181H163V182H165V181L167 182ZM178 180H179V179H178ZM92 181H94V180L92 179ZM98 181H99V180H98ZM103 181H104V180H103ZM103 181H101V182L103 183ZM108 181H109V180H108ZM128 181H129V180H128ZM141 181H142V180H141ZM162 181H160V183H161V184H164V183H162ZM1 182H2V181H1ZM56 182H57V181H56ZM61 182H62V181H61ZM69 182H70V181H69ZM109 182H110V181H109ZM111 182H112V181H111ZM111 182H110V183H111ZM115 182H117V181L115 180ZM121 182H123V179H121ZM130 182L132 183V181H130ZM130 182L128 183V182L126 181V183H122V187H123L122 191L124 192V189L128 190V192H130V191L132 190L130 193H131V194H134V192H136L135 189H137L136 187H138V186H134L135 189H134V187H132L133 189L130 188V189H131V190H130L129 188H127V187H129V186H127V185H128V184L130 185ZM137 182H138V181H137ZM137 182H136V183H137ZM143 182L145 183V181H143ZM146 182H148V181H146ZM153 182H156V181L153 180ZM166 182H165V185H166ZM169 182H170V181L168 180L167 183L170 184ZM178 182H180V181H178ZM178 182H177V183H178ZM66 183H67V182H66ZM113 183H114V181H113ZM113 183H112V184H113ZM150 183H151V182H150ZM150 183H149V184H150ZM173 183H174V180H173ZM175 183H176V182H175ZM45 184H46V183H45ZM61 184H62V183H61ZM61 184H60V185H61ZM100 184H101V183H100ZM106 184H107V182H106ZM112 184H111V185H112ZM126 184H127V185H126ZM133 184H135V183H133ZM146 184H147V183H146ZM154 184H155V183H154ZM157 184H158V183H157ZM181 184H182V183H181ZM74 185H75V183H74ZM107 185H108V184H107ZM107 185H106V187H105V184H104V189H103V188H101V189H102L103 191H106L105 189L107 188ZM113 185H115V187L113 186L114 189L117 188V190H119V189H118V186H117V185H119L118 183H116V184L114 183ZM135 185H136V184H135ZM137 185H138V184H137ZM144 185H145V184H144ZM144 185H143V186H144ZM159 185H160V184H159ZM170 185L173 186L174 184H173V185L170 184ZM170 185H168V186H170ZM178 185H179V184H178ZM178 185H177V186H178ZM44 186H45V185H44ZM62 186H63V184H62ZM68 186H69V185H68ZM76 186H77V185H76ZM94 186H95V185H94ZM99 186H100V185H99ZM120 186H121V185H120ZM124 186H125V187H124ZM139 186H140V185H139ZM143 186H142V187H143ZM148 186H150V185H148ZM160 186H161V185H160ZM53 187H54V186H53ZM69 187H72V186H69ZM91 187H93V186H91ZM100 187H101V186H100ZM102 187H103V185H102ZM110 187H111V186H110ZM122 187H121V188H122ZM130 187H131V186H130ZM140 187H141V186H140ZM179 187H180V185H179ZM41 188H42V187H41ZM51 188H52V187H51ZM56 188H57V186H56ZM59 188H60V187H59ZM67 188H68V187H67ZM74 188H75V187H74ZM74 188H73V189H74ZM94 188H95V187H94ZM111 188H112V187H111ZM111 188H110V189H111ZM119 188H120V187H119ZM160 188L162 189V188H163V185H162ZM166 188H167V187H166ZM182 188H183V187H182ZM43 189H45V187H44ZM60 189L62 190V188H60ZM65 189H66V188H65ZM73 189H72V190H73ZM107 189H108V188H107ZM141 189H142V188H141ZM144 189H145V187H144ZM161 189H159V190H161ZM174 189H176V188H174ZM174 189H173V190H174ZM179 189H180V188H179ZM183 189H184V188H183ZM183 189H180V190H183ZM49 190H50V189H49ZM52 190H53V193H55V189H52ZM96 190H98V188H97ZM108 190H109V189H108ZM142 190H143V189H142ZM148 190H149V189H148ZM151 190H152V189H151ZM156 190H157V189H156ZM162 190H163V189H162ZM164 190H165V189H164ZM164 190H163V191H164ZM169 190L173 191L171 187H170ZM184 190H185V189H184ZM91 191H92V190H91ZM99 191H100V189H99ZM103 191H102V192H103ZM119 191L121 192V194H123V192H122L121 190H119ZM119 191H116L115 195H116L117 192H119ZM157 191H158V190H157ZM157 191H156V193H155L156 195H157V193H159V194H160V197H161V194H162V196H163V193H160V192H157ZM71 192H72V191H71ZM73 192H74V191H73ZM95 192H96V191H95ZM106 192H108V191H106ZM114 192H115V190H114ZM120 192H119V193H120ZM128 192H126V193H127L129 196H132V195L129 194ZM168 192L170 193V191H168ZM168 192H167V193H168ZM173 192H174L173 194L175 195L176 192H175V191H173ZM97 193H100V192L97 191ZM124 193H125V192H124ZM126 193H125V195H126ZM137 193H138V192H137ZM181 193H182V192H181ZM185 193H186V192H185ZM94 194H95V193H94ZM100 194H101V193H100ZM100 194H99V195H100ZM109 194H110V193H109ZM112 194H113V193H112ZM171 194H172V193H171ZM171 194H168L169 197L166 196V198H169L170 201H169V200H165V201H167V202H165V201L163 202V201H162L163 203H168V204L170 205V208L165 207V206H167L166 204H164L165 206H164V205L161 206L162 204L159 206V205H158L159 202H158V204H157V203H154L157 199H156L155 201L150 199V201L153 202V205H156V206L158 205L159 207H163V208L165 207L164 209H165V210L167 209V212H168L169 210L172 211L171 208H173L172 205H173V203H174V202H173L174 199H172V201H171V199H170V195H171ZM173 194L171 195V198L174 197ZM182 194H184V192H183ZM101 195H102V194H101ZM104 195H105V194H104ZM104 195H103V196H104ZM123 195H124V194H123ZM125 195H124V196H125ZM128 195H126V197H127ZM138 195H139V194H138ZM153 195H154V194H153ZM79 196H80V195H79ZM105 196H106V195H105ZM105 196H104V197H105ZM117 196H120V195H117ZM117 196H115V199H116ZM124 196H123V197H124ZM129 196H128V198H126V199H129ZM135 196H137V195L134 194V195L132 196L133 198H132V197H131V198L134 199ZM139 196H140V195H139ZM172 196H173V197H172ZM176 196H177V195H176ZM183 196H184V195H183ZM109 197H110V196H109ZM109 197H108V198H109ZM148 197H149V196H148ZM153 197H154V196H153ZM156 197L158 198V195L155 196L154 198H156ZM179 197H180V195H179ZM179 197H178V198H179ZM95 198H96V197H95ZM119 198H120V197H119ZM137 198H138V197H136V199H137ZM161 198H162V197H161ZM164 198H165V197H164ZM174 198H175V197H174ZM178 198H177V199H178ZM180 198H181V197H180ZM187 198H188V197H187ZM34 199H35V198H34ZM73 199H74V198H73ZM121 199H122V198H121ZM46 200H47V199H46ZM80 200H81V199H80ZM84 200H85V198L83 199V201H84ZM104 200H105V199H104ZM116 200H118V199H116ZM129 200H130V199H129ZM129 200H127V203L130 202ZM134 200H135V199H134ZM134 200H133V201H134ZM158 200H159V199H158ZM74 201H75V200H74ZM96 201H97V200H96ZM122 201H123V200H122ZM138 201H139V200H138ZM168 201H169V202H172V205H171V203H169ZM174 201L176 202V200H174ZM87 202H88V201H87ZM97 202H98V201H97ZM115 202H116V201H115ZM125 202H126V201H125ZM125 202L123 201V203H125ZM144 202H145V201H144ZM160 202H161V200H160ZM177 202H178V201H177ZM85 203H86V202H85ZM85 203H84V204H85ZM91 203H92V202H91ZM93 203H94V202H93ZM95 203H96V202H95ZM99 203L101 204V202H99ZM118 203H119V202H118ZM135 203H136V202H135ZM139 203H140V202H139ZM139 203L137 204L138 206L140 205ZM141 203H142V202H141ZM192 203H194V204L196 205L197 202H196V201H195V202L193 201ZM73 204H74V203H73ZM76 204H77V203H76ZM81 204H82V203H81ZM84 204L81 205V207L86 205V204H85V205H84ZM119 204H120V203H119ZM142 204H143V203H142ZM146 204H147V203H146ZM174 204H175V203H174ZM176 204H177V203H176ZM179 204H180V203H179ZM194 204H193L192 209L190 208L191 211H192V210L195 211V209H194V207H195ZM77 205H78V204H77ZM109 205H110V204H109ZM116 205H117V204H116ZM122 205H123V204H122ZM144 205H145V203H144ZM71 206H72V205H71ZM71 206H70V207H71ZM78 206H80V205H78ZM98 206H99V205H98ZM104 206H105V205H104ZM104 206H103V207H104ZM132 206H133V205H131V207H132ZM140 206H141V205H140ZM173 206H174V205H173ZM203 206H204V205H203ZM73 207H74V205H73ZM96 207H97V206H96ZM99 207H102V206H99ZM117 207H119V206H117ZM117 207L115 206L116 209H117ZM134 207L136 208V206H134ZM134 207H133V208H134ZM141 207H142V206H141ZM145 207H146V206H145ZM145 207H142V208H145ZM159 207H158V208H159ZM177 207H178V206H177ZM177 207L173 208V211H174V209H177ZM196 207H197V206H196ZM196 207H195V208H196ZM198 207H199V206H198ZM200 207H201V206H200ZM200 207H199V208H200ZM88 208H89V207H88ZM105 208H106V207H105ZM105 208H103V209H105ZM113 208H114V207H113ZM115 208H114V209H115ZM119 208H123V207H119ZM156 208H157V207H156ZM71 209H72V210H77V211H78V210L81 209V208L78 209V207H77L76 209H73V208L71 207ZM91 209H93V208H91ZM96 209H97V208H96ZM99 209H100V208H99ZM107 209H108V208H107ZM146 209H147V208H146ZM185 209H186V207H185ZM187 209H188V208H187ZM197 209H198V208H197ZM130 210H131V209H130ZM136 210H138V208H136ZM156 210H157V209H156ZM94 211H95V210H94ZM102 211H103V210H102ZM119 211H120V210H119ZM121 211H122V210H121ZM131 211H132V210H131ZM140 211H141V210H140ZM144 211H145V210H144ZM148 211H151V210H148ZM154 211H155V210H154ZM173 211H172V212H173ZM177 211H178V210H177ZM186 211H187V210H186ZM72 212H73V211H72ZM92 212H93V211H92ZM106 212H107V211H106ZM109 212H110V211H109ZM109 212H108V214L111 213V212H110V213H109ZM113 212H114V211H113ZM124 212H125V211H124ZM133 212H134V211H132V213H133ZM151 212H152V211H151ZM174 212H175V211H174ZM208 212H210V211L208 210ZM77 213H78V212H77ZM117 213H118V212H117ZM130 213H131V212H130ZM134 213H135V212H134ZM137 213L139 214V216L142 215V214H140L139 212H137ZM168 213H169V212H168ZM168 213H167V214H168ZM177 213H179V212H177ZM180 213H181V212H180ZM196 213H198V212L196 211ZM206 213H207V211H206ZM102 214H103V213H102ZM102 214H100V215H102ZM104 214H105V213H104ZM108 214H107L106 216H108V218H109V215H108ZM120 214H121V217H122L123 214H122V213H120ZM127 214H128V213H127ZM138 214H137V215H138ZM145 214H146V213H145ZM148 214H149V213H148ZM152 214H153V213H151V215H152ZM170 214L172 215V213H170ZM181 214H182V213H181ZM187 214H188V213H187ZM199 214H200V213H199ZM207 214H208V213H207ZM98 215H99V214H98ZM128 215H130V214H128ZM149 215H150V214H149ZM153 215H154V214H153ZM156 215L158 216V218L160 217L159 212L156 213ZM161 215H162V214H161ZM164 215H165V214H164ZM164 215H163V216H164ZM173 215H174V214H173ZM202 215H203V214H202ZM60 216H61V215H60ZM60 216L58 215V218H59ZM146 216H147V215H146ZM165 216H166V215H165ZM167 216H168V215H167ZM177 216H178V215H177ZM180 216H181V215H180ZM189 216H190V215H189ZM189 216H187V217H189ZM200 216H201V215H200ZM208 216H209V214H208ZM61 217H62V216H61ZM81 217H82V216H81ZM93 217H94V214H93ZM100 217L102 218L103 216H100ZM190 217H191V216H190ZM202 217H203V216H202ZM204 217H205V216H204ZM54 218H55V217H54ZM54 218H53V219H54ZM58 218H57V219H58ZM73 218H75V217H73ZM88 218H89V217H88ZM95 218H96V216H95ZM144 218H145V217H144ZM155 218H156V220L162 221L161 218H160V219H158L157 217H155ZM171 218H172V217H171ZM193 218H194V217H193ZM195 218H196V217H195ZM205 218H206V217H205ZM57 219L55 218V220H57ZM71 219H72V218H71ZM96 219H97V218H96ZM121 219H122V218H121ZM121 219H120V220H121ZM165 219H166V218H165ZM178 219H179V218H178ZM188 219H189V218H188ZM201 219H202V218H201ZM201 219H200V220H201ZM115 220H116V219H115ZM145 220H146V219H145ZM167 220H168V219H167ZM173 220H174V217H173ZM200 220H198L199 223H200ZM202 220H203V219H202ZM204 220H205V219H204ZM208 220H209V219H208ZM64 221H65V220H64ZM77 221H78V219H77ZM98 221H99V218H98ZM129 221H130V219H129ZM186 221H188V220H186ZM191 221H193V220H191ZM195 221H196V219H195ZM195 221H193V222H195ZM205 221H206V220H205ZM209 221H210V220H209ZM99 222H100V221H99ZM121 222H122V221H121ZM124 222H125V220H124ZM130 222H131V221H130ZM154 222H157V221H154ZM167 222H169V223L172 222V223H173V221H171V220H169V221H167ZM188 222H189V221H188ZM193 222H192V223L189 222L188 224L193 225V224H194ZM135 223H136V222H135ZM137 223H138V220H137ZM140 223H141V222H140ZM157 223H158V222H157ZM159 223H160V222H159ZM176 223H177V222H174V224H176ZM50 224H51V223H50ZM52 224H53V223H52ZM54 224H55V223H54ZM66 224H67V223H66ZM131 224H132V226L136 225V224L133 223V221H132ZM142 224H143V223H142ZM178 224H179V223H178ZM188 224H184V225H188ZM195 224H197V223L195 222ZM205 224H206V222H205ZM117 225H119V224H117ZM126 225H127V224H126ZM147 225H151V223H149V221H148V224H147ZM147 225H146V226H147ZM161 225H162V224H161ZM161 225H160V226H161ZM163 225H164V226H162V228H163V227H168V226H166L167 224H163ZM170 225H171V224H170ZM190 225H188V227H190ZM200 225H201V224H200ZM206 225L208 226L209 224L207 223ZM153 226H154V225H153ZM171 226H172V225H171ZM180 226H181V227H186V226H182V225H180ZM210 226H211V225H210ZM116 227H117V226H116ZM118 227H119V226H118ZM121 227H122V225H121ZM134 227H135V226H134ZM141 227H143V226L141 225ZM147 227H148V226H147ZM151 227H152V225H151ZM158 227H159V224H158ZM172 227H173V226H172ZM181 227H178L177 229L180 228L181 231H183V229H182ZM194 227H195V226H194ZM196 227H197V225H196ZM200 227H202V225H201ZM213 227L215 228V226H213ZM69 228H70V227H68V229H69ZM105 228H106V227H105ZM114 228H115V227H114ZM129 228H130V227H129ZM137 228H138V227H137ZM139 228H140V226H139ZM198 228H199V227H198ZM202 228H203V227H202ZM202 228H201V229H202ZM211 228H212V227H211ZM71 229H72V228H71ZM119 229H120V228H119ZM153 229H154V228H153ZM159 229H160V228H159ZM164 229H165V228H164ZM164 229H163V231L167 230V229H165V230H164ZM169 229H170V228H169ZM173 229H174V230H173ZM177 229H175L174 227L172 228V230H173V231L171 232V233H172V237L175 236V235H177V237L180 236V234L178 235V233H177V232H178ZM186 229H187V228H186ZM212 229H213V228H212ZM72 230H74V229H72ZM78 230H79V229H78ZM86 230H87V229H86ZM133 230H134V229H133ZM190 230H191V228H190ZM192 230H193V228H192ZM116 231H117V230H116ZM136 231H137V230H136ZM154 231H157V228H156V230H154ZM187 231H189V230H187ZM197 231H198V233H201V232L199 231V229H197ZM197 231H195V232L197 233ZM75 232H76V231H75ZM95 232H96V231H95ZM104 232H105V231H104ZM118 232H119V231H118ZM129 232H130V231H129ZM141 232H142V231H141ZM174 232H176V233H174ZM179 232H180V231H179ZM185 232H186V231H185ZM185 232H184V233H185ZM189 232H192V231H189ZM138 233H140V232H138ZM180 233L183 234L182 232H180ZM202 233H203V229H202ZM206 233H207V231H206ZM119 234H120V233H119ZM185 234H186V233H185ZM189 234H190V233H189ZM207 234H208V233H207ZM68 235H69V234H68ZM75 235H76V234L74 233V236H75ZM78 235H79V234H78ZM126 235H127V234H126ZM138 235H140V236H139L140 239H143L144 237H147V236H146V235H147V232L145 233V236H143V237L141 236V233L138 234ZM199 235H200V238H201L202 234H199ZM203 235L206 236L205 234H203ZM69 236H70V235H69ZM81 236H83V235H81ZM85 236H86V235H85ZM123 236H124V235H123ZM132 236H133V235H132ZM132 236H131V237H132ZM195 236L198 237V235H195V234H194V237H195ZM207 236H208V235H207ZM207 236H206V237H207ZM72 237H73V236H72ZM87 237H88V236H87ZM151 237H152V236H151ZM154 237H155V235H154ZM175 237H176V236H175ZM177 237L174 238V242L176 241L175 239H177ZM180 237H182V236H180ZM184 237H187V236H184ZM197 237H196V239H198ZM221 237H222V236H221ZM224 237H225V236H224ZM226 237H227V236H226ZM55 238H56V235H55ZM59 238H60V237H59ZM62 238H63V237H62ZM81 238H82V237H81ZM83 238H84V237H83ZM155 238H156V237H155ZM190 238H191V237H190ZM57 239H58V238H57ZM78 239H79V238H78ZM116 239H117V238H116ZM122 239H123V238H122ZM132 239H133V238H132ZM170 239H171V237H170ZM170 239H166V240L169 241ZM178 239H180V238H178ZM187 239H188V237H187ZM196 239H195V240H196ZM204 239H205V238H204ZM52 240H53V239H52ZM60 240H62V239L60 238ZM85 240H86V239H84V241H85ZM134 240H135V239H134ZM144 240H146V238H145ZM147 240H148V239H147ZM151 240H152V239H151ZM154 240H155V239H154ZM154 240H153V241H154ZM156 240H157V239H156ZM156 240H155V242H156ZM163 240H164V239H163ZM184 240H185V239H184ZM202 240H203V239H202ZM79 241H80V239H79ZM90 241H91V240H90ZM125 241H126V240H125ZM137 241H138V239H137ZM148 241H149V240H148ZM159 241L161 242V239H160ZM168 241H165V240H164V242H166V243H167ZM185 241H186V240H185ZM198 241H199V239H198ZM86 242H87V241H86ZM134 242H135V241H134ZM162 242H163V241H162ZM174 242L172 243V242L170 241V243H167L168 245H166V248L168 249V246H170V248H172L174 245L172 246L171 244H174ZM180 242H181V239H180ZM182 242H183V241H182ZM81 243H83V242H80L79 244H80V245L85 244V245H83V247H84V246H85V247H93V246H94V245H93V246H86L87 243H83V244H81ZM91 243H94V242H91ZM110 243H111V242H110ZM123 243H124V242H123ZM142 243H143V242H142ZM158 243H159V242H158ZM175 243L178 244L177 241H176ZM184 243H185V242H184ZM188 243H189V242H188ZM190 243H191V242H190ZM200 243H201V242L199 241V245H198V243H197V241H196V243H195V244L193 243V244H194V245L197 244V246H198V248H199V247L201 246ZM108 244H109V243H108ZM160 244H161V243H160ZM176 244H175V246H176ZM193 244H192V245H193ZM203 244H206V243H203ZM95 245H96V244H95ZM120 245H121V243H120ZM143 245H144V244H143ZM156 245L159 246V244H156ZM156 245H154V247H156ZM184 245H185V244H184ZM184 245H183V246H184ZM206 245H208V243H207ZM210 245H211V244H210ZM111 246H112V244H111ZM115 246H116V245H115ZM122 246H123V245H122ZM146 246H147V245H146ZM148 246H149V245H148ZM175 246H174V247H175ZM180 246H182V245H180ZM183 246H182V247H183ZM120 247H121V246H120ZM141 247H142V246H141ZM141 247L139 248V251H140ZM187 247H188V246H187ZM202 247H203V246H202ZM93 248H95V246H94ZM98 248H99V247H98ZM102 248H105V246H104V247H101V248H99V249H102ZM106 248H107V247H106ZM125 248H126V247H125ZM149 248L152 249V247H150V246H149ZM177 248H178V246H177ZM177 248H176V252H178V254H179V252H183V251H184V250L182 251V249H180L179 251H177V250H178ZM198 248L196 249L197 251L199 250ZM209 248H210V247H209ZM108 249L110 250V248H107V249H104V250L107 251ZM128 249H129V248H128ZM167 249H166V250H167ZM186 249H188V248H186ZM200 249H201V248H200ZM0 250H1V249H0ZM109 250H108V252H109ZM120 250H121V249H120ZM125 250H127V249H124L123 251H125ZM136 250H138V249H136ZM145 250H146V248H145ZM152 250H154V249H152ZM172 250H173V248H172ZM172 250H171V253H174V254H176L177 256H176V255L174 256L173 254H172V256H171V254L168 252V250H167V252H163V251H165V247H164V250L162 251L163 253L161 252V253L163 254L162 256L164 257L165 254H169V255H170V259L168 258L169 260H167L166 257H165V261H164V263H166V264H181L182 261L185 262V263L188 262V261L185 260V256L187 255V253L189 254V252H186V253L183 252V254H184V260H183V256H182V257L180 256V255H182V253L179 254V258L182 260L181 263H180V259L178 258V254L175 253V252H172ZM192 250H193V249H192ZM106 251H105V252H106ZM141 251H142V250H141ZM154 251H155V250H154ZM173 251H175V250H173ZM108 252H107V254H108ZM125 252H127V251H125ZM198 252H199V251H198ZM8 253H9V252L7 251V254H8ZM109 253H111V252H109ZM113 253H114L113 256L116 257L115 255H117V253L115 254V251H114V252L112 251L111 254H113ZM128 253H129V254H132L131 251H128L127 254H128ZM134 253H135V252H134ZM136 253H138V252H136ZM150 253H151V252H150ZM150 253H149V254H150ZM121 254H122V253H121ZM124 254H125V253H124ZM190 254H191V251H190ZM2 255H3V254H2ZM5 255H6V254H5ZM160 255H161V254H160ZM169 255H168V256H169ZM248 255H249V254H248ZM263 255H264V254H263ZM12 256H13V255H12ZM135 256H136V255H135ZM146 256H147V255H146ZM165 256H167V255H165ZM254 256H255V255H254ZM261 256H262V255H261ZM3 257H4V256H3ZM5 257H6V256H5ZM123 257H124V256H123ZM139 257H140V255H139ZM163 257H162V259L164 260ZM187 257H189V256H186V258H187ZM193 257H194V256H193ZM193 257H192V258H193ZM192 258H191V260H192ZM194 258H195V257H194ZM255 258H256V257H255ZM257 258H261V257H258V256H257ZM129 259H130V258H129ZM131 259H132V258H131ZM131 259H130V261H131ZM141 259H143L142 256H141ZM253 259H254V258H253ZM0 260H2V259H0ZM133 260H134V258H133ZM133 260H132L131 262H133ZM163 260H162V261H163ZM191 260H190V262H191ZM194 260H195V259H194ZM199 260H200V259H199ZM254 260H256V259H254ZM254 260H253V261H254ZM15 261H16V260H15ZM15 261H14V262H15ZM140 261H141V260H140ZM195 261H196V260H195ZM258 261H259V260H258ZM137 262H138V261H137ZM192 262H193V261H192ZM198 262H199V261H198ZM256 262H257V261H255V263H256ZM12 263H13V262H12ZM31 263H32V261H31ZM188 263H189V262H188ZM0 264H2V263H0ZM5 264H6V263H5ZM34 264H36V263L34 262ZM84 264H85V263H84ZM87 264H88V263H87ZM192 264H193V263H192ZM252 264H253V262H252ZM258 264H259V263H258Z\"/></svg>", "mask_w": 264, "mask_h": 264}]
</instances>
